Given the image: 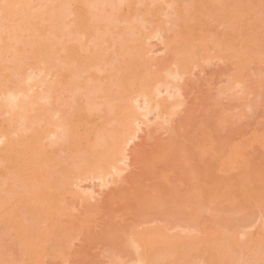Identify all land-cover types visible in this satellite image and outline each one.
Listing matches in <instances>:
<instances>
[{"label": "bare ground", "instance_id": "1", "mask_svg": "<svg viewBox=\"0 0 264 264\" xmlns=\"http://www.w3.org/2000/svg\"><path fill=\"white\" fill-rule=\"evenodd\" d=\"M43 1H46V0H41V2H40V0L38 1L40 5L38 4V2H34L35 7H34V5H32L31 6L32 8H30V5L32 4V0H0V19H2L1 20L2 22L0 21V75H1V77H0L1 81L0 82L2 83V81H4V84H2V87L0 86V120L2 118V121H0V226H1L0 228L1 229H4V230H7L6 231L7 233H3L2 234V235H7V238L9 237L8 235L11 232L12 233H15L19 237V240L17 238L18 243H17V241H16L15 238H13V240L15 239V242L16 243H14V244H17L18 245V246L15 245V247H17L16 249L21 248V250L18 249L20 251V254H22V252H23L26 255V258L24 256V254L22 255L24 257V259H26V260H24V259L23 260L27 262V263L25 262L24 264H36V263L38 264V262H39L38 260L40 258L39 256L43 255L42 254L43 252H41V254H39V251H43V248L40 247V250H34V249H36L35 246H34V243L36 241L38 242V239L40 241L39 242L40 244L43 243V242L45 243L44 240L41 241L42 238H43V234H45V231H43L44 230V228H43L44 225L42 223L44 221H52V223L48 224V227L47 228L49 229L50 228V225L53 224V217L55 215H59L60 213H62V215H64L63 210H62V207H64V205H65L64 203L65 202L63 203L64 205L61 202V205H60L61 207L58 204H59V202L61 200L64 201L63 199H65L64 197L66 195L70 194L68 197L71 198V196L73 197V195H71V194H75V191H77V190H79L77 192V195H79V196L80 195H83L82 194V190L83 189L80 191L81 188L80 189L78 188L81 185L82 182H84V181L86 182L87 180L94 181L95 179L96 180H100L98 182H105V181H107L106 179L111 178V176H112V178L115 179V177H116L115 174L121 173L123 171L122 170L123 169L122 166L126 165L127 164L126 162L129 159L128 158V155L129 154H127L128 153V149L130 148L129 146L133 143V141L136 140V136H137L138 132L140 133L141 130L138 131L137 129L138 128H141L140 125H142V124H140V123H142V119L143 118L150 116V114L153 113V112L154 113L155 112L157 113V115L155 116L156 117V120L158 119V116L160 118H162L163 120H164L165 117H166L165 120H167V118H169V116H171L173 118V116H174L173 113L174 114L176 113V112H174L175 111V108H173V107H176V109H177V106H174V105H177L176 102H180L178 100L179 98L177 99V101H174L173 102V100L177 97V95L181 94V93H178V92H181L182 91L181 88L183 87L182 85H181V88L178 87L179 84H178V86H176L177 83H178L176 81L177 80L178 81H181L179 79H181L182 77H184V75L186 74L185 73V70L187 71L186 68H187V66L189 64L192 63L191 65L193 66V64L196 65V63H198V66H199V63L202 62L203 65H205L204 62L202 61V58H204L203 60L205 61L206 64H207V62L208 63L210 62L209 56L211 58V55H208L209 53H207V52H210V50H211L210 48L211 47L208 48V51L206 50L207 52L205 51L204 48H203L204 49L203 51L201 50V48H202L203 45L206 47L209 44L208 42H207L208 44L205 42L207 40H206V37L204 36V33H205L204 31H206L204 29L206 27L204 25V23L206 21L208 22V20L204 21V19H211L212 20V17L215 18V17L218 16L217 19L220 22L221 18H220L219 15L222 14L221 16H223L222 18H224L223 19L224 21H221L219 23V25H221L222 23L224 24V26L226 25L227 27L225 26V28H226L227 31L229 29L228 27H231L230 29L233 28L232 29L233 31L227 32L226 34H224L225 32H223L222 34H224L225 36L224 35H222V36H219L218 35V37H223V38H221V39H223L221 41L223 43V44L221 43V45H223V47L220 44L219 45H220L221 48L219 47L218 41H216L217 44H215L216 45L215 49L217 50L219 48L217 50L218 52H222L223 51L222 49L224 48L225 55L222 56L224 53L223 54L222 53L220 54L223 59L226 58L225 56L228 53H229V55L231 54L230 56L232 58V55L234 54L232 52H234L237 49L238 50L241 49V47L243 45H244L243 47H245L246 42L247 43L249 42V44H251V47L253 49V51H251V52L248 49V51L252 54V57L251 58L253 60H254V56L255 55L257 56V53H258V55H259V53L262 54V56L264 57L263 52H262V49H261L262 48L261 47L262 44L261 45L258 44V42L261 39L260 37H263L264 36V35H262V33H264V32H262V33L260 32V34H261L260 37L259 36H256V35H258L257 34L258 31L255 32L256 30H254V33H253V30L252 31L249 30L253 34H251L250 32H247L248 31V28H251L252 27L251 23H252V21L254 19L257 20L258 22H259V20L261 22V19H262L261 16H263V19H264V15L262 13H260L263 9L261 10V8H260L258 10V8L260 7L258 5V2H257V5L259 7H257L256 10H258L257 13L259 12V14L260 15L262 14V15L260 16L258 14L257 17L259 16V17H261V19L258 20L257 17L256 18L254 17V19L251 20V18H250V20H248V21L251 22L249 24L251 26L250 27L247 26L248 27L247 30L244 28V30L247 33H244L245 31L242 30V29H240L242 31V32H240L239 27L241 28V26L238 25L239 26L238 27L236 25L238 27V28H236V30L237 29L239 30V31L237 30V34L236 35H238V36H236L235 35L236 30H234V28H235L234 26L235 25L232 27V26H230L231 24H229V26H228V22H229V19L228 18L229 17L232 18L231 15H233L234 17L235 16L236 17H239V16H237V14L239 13V11H238V8L239 7H238L237 4H236L237 5V7H236L237 9L235 10L237 13H235V11L233 12L236 15L231 14L229 17H227L228 15L227 16L225 15L226 12H227V9H228V12H227L228 14L229 13H232L230 11V9H232L231 8L232 6H233V8L235 6V5H233L234 3L231 4L232 2L230 4L228 2L229 5H232L230 7L229 5L227 6L225 4L226 2L224 1L225 2L224 3L225 7H221V8H223V11L225 12V14H224V13H222L223 11L220 10L221 8L218 7L220 4L219 5H216V2H215V6L213 5L214 3H212V2L217 1V0H201V4L199 3L200 6H194L193 5L194 6L193 7L191 5L193 8L197 7L196 9H192V7L189 6L191 4L190 3L191 1H193L192 3L195 4L196 3V0H195V2H194V0H167V1H170V3L171 2H174V3H171L173 6H174V4H177L178 2H182V3H179L178 6H176V8H174L175 11H173V14L172 15L176 14V16H175V20L176 21L175 22H177V23L175 24V22H174V24L177 25L178 29L175 28L176 26L173 25V23L171 24V27L173 29V32L176 31V33L175 34L172 33L174 36L171 37L172 35H170V37H171L170 38L169 36L168 37L165 36L166 34L163 35V37H162L161 33L164 34L162 31H160L161 33H159V30H158V33H157L155 31L156 26H155V28L153 27V29H151L153 31H150L153 34L147 32V33H149V34H146L147 36L144 35L141 32V30H139L140 28H142L144 30V27H145V29L148 27L146 25V22L148 20L146 22L145 21L143 22L147 26L146 27V26H144V24L142 23V21L139 20L140 21V23H139V21H138L137 18H140V17H138V14H136V13L133 14V11H138V10H133V6H134V4L138 0L135 3H133L135 0H47L45 3ZM162 1L165 2L166 0H162ZM162 1H160V2H162ZM167 1H166V3H168ZM245 1L243 3L241 2L242 5L244 4V6L246 4ZM261 1L262 0H260L259 3H262L261 4V6H262L264 3L261 2ZM142 2L147 3V2H145V0H143ZM155 2H157V1L156 0L152 1L153 7H154ZM164 2H162V3H164ZM198 2H200V1L197 0V3ZM252 2H253V0H252ZM35 3L37 5H39V7ZM137 3L141 4V0L138 1ZM149 3H150V0H149L148 4ZM152 3H150V4L152 5ZM218 3H220V2L217 1V4ZM241 3H238L239 6H240ZM148 4H147V6H149ZM171 4H168V5H171ZM187 4H188L189 7H187ZM144 5L145 4H143L141 7H143ZM161 5L163 6V4H161ZM179 5H181V6H179ZM221 5H222V3H221ZM165 6H167V5H165ZM226 6H227V8H226ZM252 6H255V5H252ZM252 6H251L250 9H249L248 6H246V7H248V9L246 8V10L248 12H251V9H253ZM24 7H26V8L29 7L30 9L28 8L27 10H30L31 11L30 13H32V14L26 12L25 11L26 8H24ZM139 7H140V5H139ZM153 7H151V8H153ZM210 7H212L213 9L210 10ZM21 8H23V10L25 9L24 10L25 14H24V12L22 13V9ZM151 8H149V9L151 10V12H153V9L154 8L153 9H151ZM186 8H187V10H186ZM188 8H190L192 10H189ZM225 8H226V11H225ZM241 8L242 7H240V9ZM134 9H136V8H134ZM144 9H148V7H145ZM19 10H21V11H19ZM34 10H37V11L36 12H32ZM142 10H143V8H142ZM159 10L162 11L161 9H159ZM159 10L153 12V16L150 13L151 16H149L147 18H150L151 20H153L154 18L152 19V17H155L154 14L157 13V12H159ZM212 10L213 11L216 10V11L213 13ZM219 10H220L221 13H216V12H219ZM246 10L244 9V11H246ZM253 10H252V12H254ZM140 11H141V9L138 11L139 15H142L143 14L141 12H144L146 14V15L143 14V17H141V20L145 16H148L147 13L145 12L146 10H143L141 12ZM194 11H195V14L196 15L194 14ZM240 11L242 12V14H240V16H241V15L244 14V11H242V9ZM19 12L22 15L19 14ZM130 12L132 13V15H134L132 17V19H135V21H136L135 23H134L133 20H131V18H130V21L131 22L129 20L126 21V19L129 18V17L126 18L125 16L126 15L130 16L131 15V14L129 15ZM163 13H162L161 16H163ZM254 13H256V12H254ZM263 13H264V10H263ZM23 14H24V16H23ZM148 14H149V12H148ZM165 14H167V13L165 12ZM209 14H210V18H205ZM217 14H219V15H217ZM248 14L251 15L250 13H248ZM248 14H247V12H245V15H248ZM91 15H93L94 17L93 16L91 17ZM169 15H171V14H169ZM255 15L256 14H254V16ZM243 16H241V17H243ZM101 17H102V19H101ZM164 17L165 16H163L162 18L164 19ZM176 17H177V19H176ZM183 17H185V18H183ZM188 17H189V19H188ZM234 17H233V20L235 21L236 19ZM241 17H239V18H241ZM15 18H17L18 20L20 19L21 21L19 20L20 22L19 21L16 22L17 19H15ZM70 18H72V19H70ZM89 18H91V20ZM160 18L161 17H159V19ZM201 18H204L203 19V22H204L203 24H202V21H201L202 19ZM225 18L228 19V22H227V19H225ZM252 18H253V16H252ZM88 19L90 21H88ZM143 20H146V17ZM160 20L163 21L162 19H160ZM189 20H190V22H192L191 24H193V25L188 24V23H190ZM213 20L216 21V18L213 19ZM233 20H232V25L235 24V23L236 24L237 23H241V22H238L240 19L236 20L235 23H233ZM4 21L7 22V23H5L3 25V22ZM65 21H66V23H64ZM92 21H94L95 23H93ZM96 21H99L100 23H98V22L96 23ZM119 21L120 22L122 21L121 24H119L120 23ZM217 21H216V23H217ZM125 22L126 23L128 22V24L129 23L130 24L132 23V25L131 26H130V24L127 25ZM153 22L154 23L151 22V26H152V24H154V25L155 24H158L157 21L155 23V21L153 20ZM225 22H227V23L225 24ZM123 23H124V25L126 24L125 25V28L127 29L126 30L127 31L126 33H124L125 32V28H124ZM133 23L134 24L137 23L139 25L138 26H135ZM195 23H196V25H195ZM209 24H211V22ZM66 25H68V26H66ZM120 25H123L124 30L121 28ZM140 25H141V27H140ZM217 25H218V23H217ZM118 26L124 32H120V31L119 32H116V30L117 31L118 30H121V29H118ZM127 26H129L130 28H128ZM209 26H211V25H209ZM260 26L261 27H264L263 24H260ZM202 28H203V30H202ZM215 29H216V27H215ZM252 29H254V28H252ZM149 30L150 29L148 28V31ZM161 30H164V29H161ZM262 30H264V29L262 28ZM146 31H147V29H146ZM146 31H145V33H146ZM167 31H168V29H167ZM167 31H165V32H167ZM215 32H216V30H215ZM219 32H220V30H219ZM238 32H240L242 34H240ZM243 33H244V37L242 38ZM255 33H256V35H255ZM231 34H233V35H231ZM207 35L208 34L206 33V36ZM234 35H235V37H237V39H238V37H241L242 38V39H240V42H239L241 45L240 44H239L240 46L238 45L240 48L239 47H236L237 49H235V47H233L234 44H232V43L234 41H236V40H233V39H235ZM232 36H233V39H232ZM254 36H256V37H254ZM149 37H151L150 38L151 40H155L156 38L159 39V40H157L158 41L157 43L158 44H161L162 46L165 47V49H164L165 52L172 51V53H174V55H175V52L176 53L179 52L177 54H179V56H180L181 59L183 58V61H185V59L187 61L189 58H191L190 60L187 61V66H186V63L185 62H182V60L179 63V57H175L176 59H174L175 60L174 61L173 60L174 57L172 58L171 55H170V57L173 60V62H171L172 60L166 61V59H165L164 62H163V60H161L163 63H160L161 61H159V63H160V65L165 64L164 66H167V64H169V63L170 64L177 63L175 66H173L174 68H172V65H168L167 66V68L170 66L171 67L170 70L173 69L174 71L172 72V70H171V72L168 71V72L165 73L164 71H167V69L164 68V66H162L163 69H164V71L162 70L163 71L162 72L161 70H159L161 67H159V69H158V66H159L158 65L157 66V69L159 70V75H158V73L155 72L156 69L154 68L156 64L154 65V67H153V65H151V64H154L155 57L153 59L151 57H148L147 58L146 57L147 55L145 56L146 53L148 54V51L151 50L150 51L151 53L153 51L152 50V45L150 44V42H152V41H150V42L148 41V38ZM215 37H217V36L215 35ZM79 38H83V39L81 40ZM145 38L147 39V41H146ZM208 38H211V37H208ZM253 38H254V40H253ZM84 39L85 40L87 39V42L83 41ZM144 39H145L147 45H148V42L150 44L149 45L150 47H148L147 49L151 48L150 50H148L146 52H144L146 50L145 47H147L146 44L143 43ZM212 39H210V40H212ZM243 39H245V40H243ZM220 40H219V42H220ZM241 40H242V42H241ZM252 40L255 41V43H253ZM262 40H263V38H262ZM262 40L260 42H262ZM74 41L75 42L77 41V42L75 43ZM203 41L205 42V44L203 43ZM231 41H232V43H231ZM237 41H239V40H237ZM105 43H109V46L110 47L107 46V47H109V49H111L112 48V44H114L115 46L113 45V47H114L115 52H113V49H111L112 50L111 51V50H109L107 48V50H108V53H107V50L105 51V48L106 47H105V45H103L104 47H101V48H103L102 51H104L106 54H104L101 51L102 54H103V56L101 57L102 54L100 53V50H101L100 49V46L102 44H105ZM153 43H155V42H153ZM214 43H215V41H214ZM229 43H231V44H229ZM235 43H236V46H237V42H235ZM262 43H264V40H263ZM249 44L247 45L248 48H249ZM187 45L190 46V47H188ZM256 45L257 46L259 45L257 49L259 50V48H260L261 52H260V50L257 51V49H255ZM181 47L182 48L187 47V51H189V53L186 54V57H184L186 49L184 48L182 50V49H180ZM189 48H190V50H189ZM174 49H176L177 51L174 50ZM244 49L246 50V48H243V49H241V51H236V54L233 55L234 58H237L239 55H241L243 53H245L244 55L247 56L248 51L246 52ZM166 50H168V51H166ZM193 50H195V51H193ZM254 50H256V51H254ZM109 51L111 52V54L109 53ZM192 51L194 52V55L195 56L197 54L199 55L198 52L201 51L200 52L201 55H199V57L197 55L196 58H195V56L193 54H192V56H189L188 54L193 53ZM217 51H216V54L218 55V52ZM242 51H244V52H242ZM61 52H62V54H61ZM80 52H84L83 53L84 55H86V52H87L88 55L83 57V56L80 55ZM112 52L116 55V58H118L114 62H112V63L115 64V62L117 61L116 62L117 65L115 64L116 65L115 68H114L115 65H112V63H111V61H113V57H112L113 54H112ZM212 52H211V54H212ZM238 52H242V53L241 54L240 53L237 54ZM141 53H142V55H141ZM205 53H207L208 56H205L204 57ZM108 54L110 56L109 57H106V56H108ZM152 54H156V53H152ZM220 55H219V58H221ZM235 56H237V57H235ZM262 56H258V57L261 58ZM140 57H142V58H140ZM244 57H243V60L241 59L242 58V55H241V57H238L241 60H239L237 58L239 60L238 61L239 62L238 63L239 65H236V66H238L237 68H239V69L235 68L238 71H240L242 69V71H240L242 73H243V69L245 71V68H243L244 67L243 65H245L246 61L249 59L248 57H250V56H247L248 59L245 57L247 60ZM102 58H103V60H104V62L106 64L108 63L106 61H109L111 63V64L108 63L109 65L108 64L106 65V67H108V69H112L113 68V69L117 70L115 72V75H116L117 72L119 73V71L121 73H119V74L117 73L118 76L120 74H122V75L119 78L116 75V78L117 79L116 78H112L113 75H114V74L112 75L113 70L112 71L111 70H108V71L106 70L107 68L105 67L103 61H101ZM106 58L111 59V60H105ZM138 58L140 59V64H143V63H141V61L142 62L143 61L146 62L147 60H145V59H148V63H149V61H151L150 62L151 64L149 63L150 64L149 67L152 66L153 69H155L154 70L155 73L153 71L151 73H154L155 75H158L159 78H161V83H159L160 80L157 77H154L153 78V76H152L153 74L151 75L149 73L150 72L149 70L151 68L148 70V72H146L147 67H148L146 65L148 63H145L144 64L146 67H144L142 65V68L144 70V73L147 74V76H148V74L151 75L150 78L146 79L147 76H145L143 78V76L140 75V73H139L140 66L137 63V59ZM167 58H169L168 55H167ZM199 58L201 59V61H200ZM151 59H153V60H151ZM156 59H159V57L156 58ZM192 59H194V60H192ZM206 59H208V60H206ZM212 60H214L213 57H212ZM253 60H252V62H253ZM258 60L260 61L259 58L257 59V61ZM100 61L103 64V67L99 66L100 65ZM190 61H191V63H190ZM193 61H195L196 63H194ZM155 62H157V61H155ZM165 62H167V64ZM261 62H262V60H261ZM247 63H249V62L247 61ZM97 65L101 69H103L105 67L106 69L105 70L103 69V73L105 71H107L108 73L111 72L112 77H111L110 74L108 76H104V77H98V76L91 75V76H88L89 78L87 79V76H86V81L88 82L90 80V83L91 84L90 83L85 84V82H84L81 85L80 81L82 82L84 80L83 75L85 76L87 73L89 74L90 73L89 71H91V68H92L91 73L94 72L93 71L94 70L93 68H95V71L96 70L97 71L101 70L100 68L97 69V67H95ZM195 65L193 67H195ZM241 65H242V68H241ZM192 66H191L190 69L193 70ZM87 67L89 68V70H88ZM188 67H190V65ZM199 68H201V67H199ZM20 69L21 70L23 69V72H25L24 73L25 74L24 75L25 77L24 76L22 77V75L20 74ZM26 70H28V72ZM85 70H88V71H86V74H84L85 73ZM97 71L94 72L93 74H95V73H96L95 75H101L102 74L100 71H99V74H97L98 73ZM190 71L187 72L188 73L187 76L188 75H191L190 74L191 73ZM238 71H236V72H238ZM26 72H27V76H26ZM240 72L237 73L238 76H239V73ZM249 72L251 73V71H249ZM163 73H165V74H163ZM104 74H102V75H104ZM166 74L168 76H164ZM38 75H40V76H38ZM43 75H44V78H42ZM105 75H107V74H105ZM253 75H254V73L252 74V76ZM36 76H38V78L40 77V79L36 78ZM163 76L165 77V80L167 79L166 81H168V82H165V80L163 79ZM238 76H235V77L238 78ZM151 77L153 78V80H152ZM185 77H186V75H185ZM235 77H234V79H235ZM11 78H14V79H11ZM80 78H81V80H79ZM168 78L170 79V82H169V79ZM255 78H253V80H255ZM91 79H93V80H91ZM108 79H110V81L112 80V82L108 81ZM157 79L159 81H158V83H155V85H154L153 84L154 83L153 81L157 82L156 81ZM10 80H13V81L10 82ZM116 80H117V82H116ZM227 80H229V79L227 78ZM227 80H226V82H227ZM236 80L237 81L238 80L240 81V79H236ZM236 80H235V83L234 84H236V87H237L238 82ZM242 80L243 79H241L240 82H243ZM259 80H260V78H259ZM92 81H93V84H92ZM230 81L232 82V80H230ZM230 81L227 82V85H228V88L229 89L227 88L226 85H223V86L226 87L228 90L233 91L234 90L233 89L234 88L233 87L234 85L231 83L233 85V86H231L230 85ZM10 83H11V85H10ZM94 83H96L97 85H95ZM5 84H7L8 86L10 85L9 86L10 88L7 87V85H5ZM150 84L153 85V87H151V89H148V88H150L149 87ZM89 85H92V86L89 87ZM156 85H157V87H156ZM240 85H242L241 86L242 87L241 89H243L244 88V82L242 84H240ZM43 87L47 88L48 92H50V93L47 92V96H45L43 93H41L42 92V89H44ZM177 87H178V89H177ZM231 87H232L233 90L230 89ZM239 87L240 86L238 85L237 88H239ZM39 89L41 90L40 92H38ZM179 89H181V91H179ZM227 89L223 88L222 91L218 89L220 91L218 93L221 94V92H223V90H224V94H226L227 91H228ZM261 89H262V87H261ZM80 90L81 91H85V92H81ZM225 90H227V91H225ZM239 90H240V88H239ZM65 91H66V93L70 94V97L67 96L64 99L66 101L70 100L72 102V103L70 102L71 105H69V110H65V109H68L67 108L68 106L65 109H63L64 107H62V106H65L63 104L62 105L61 104L59 105L60 108L59 107L58 108L54 107L55 104H56V101L58 102L59 98H61V96H59V95H61V92L62 93H65ZM231 91H229V92L231 93ZM80 92H81V94H80ZM242 92L243 91H241V93ZM82 93H84V99H85V100L83 99L84 102H82L83 100L81 101V99H80L82 97ZM235 93H236V91H235ZM56 94H58V96H57V97H59L58 100L56 98ZM77 94H78V96L80 98L77 96ZM163 94L165 95V97H163L161 99H164V101H162L160 99L161 96H164ZM247 94H248V92H247ZM216 95L218 96L217 93H216ZM237 95L238 94L236 93V96ZM179 96H181V95H179ZM224 96L226 98V95H224ZM243 96H242V98H243ZM259 96H260V94H259ZM227 97L229 98L230 96L227 95ZM261 97H262V95H261ZM55 98H56V100H55ZM69 98H71V99H69ZM64 99H62V101ZM237 99H240V98H238V96H237ZM255 99H256V97H255ZM180 100L182 101V99H180ZM169 101H170V103H169ZM166 103H168V104H166ZM139 104H140V106H142L144 104L143 107L145 108V110H144V108L141 109L142 107L140 108ZM61 107H62V109H61ZM136 108H138V110L140 108L141 111L140 110L137 111ZM143 110H144V112H142ZM177 110H179V109H177ZM251 111H252V109H251ZM139 112H142V113H139ZM222 112H223V110H222ZM222 112L220 111V113H222ZM171 117L169 119H171ZM146 119H148V118H146ZM187 120L188 119H186V121ZM147 122H148V120H147ZM169 122H170V120H169ZM183 122H184V120H183ZM183 122H182V124H183ZM146 123H144V124H146ZM158 123H161V121H159ZM187 123H189V122L187 121L185 124H187ZM158 125H160V124H158ZM165 125L166 124H164V127H165ZM218 125H219V123H218ZM107 126H111V127L105 128ZM220 127H221V125H220ZM181 128H182V125H181ZM214 131H215V128L213 130V133H214ZM213 133H212V136L215 137V135H213ZM176 134H177V132H176ZM215 134H217V133H215ZM218 139H219V137H218ZM220 140H222V139H220ZM224 141H225V139H224ZM226 142H227V140H226ZM221 143H222V141H221ZM219 145H221V147H222V144H219ZM219 145H217L218 148L220 147ZM172 148H174V147H172ZM54 149L57 150L58 154H57V152L54 151ZM241 149L242 148H240V150ZM183 150H184V148L181 150V152ZM185 151H187V150H185ZM185 151H183V153H182L183 155H185L184 154ZM227 151H228V149H227ZM204 152H205V150H204ZM241 152H242V150H241ZM220 154H221V152H220ZM238 154H240V153H238ZM262 157H264V155ZM184 158L186 159V156ZM210 159H213V158H210ZM253 161H256V160H253ZM253 161H252V163H253ZM178 162H180V161L178 160ZM221 163H219V164L221 165ZM216 164L214 163L212 165L215 166ZM219 164H218V167H217L218 169L220 168V165ZM224 164H227V163H224ZM248 164L249 163L247 161V165ZM225 166H227V165H225ZM255 166H257V167L254 169ZM255 166H253V164H252V167H253L252 170L254 172H251V173L252 174L256 173V176L257 175L258 176H260V175L263 176V174H260L259 173V170L260 169H263L264 164H263V167H261L259 170H258L259 166L258 165H255ZM208 167L209 166H207V168ZM212 167H211V169H212ZM250 168H251V166H250ZM219 170H222V172L224 170V172H226L229 169L228 168L227 169L222 168V169H219ZM248 170H249V168L246 169L244 172H246ZM252 170H250V171H252ZM124 171H125V168H124ZM189 171H190V169H189ZM194 171H192V173ZM214 172L216 173V171H214ZM248 173H250V172H248ZM210 174H211V171H210ZM210 174H207V176L210 175ZM212 174H213V170H212ZM213 176H214V174H213ZM248 176H249V174L248 175H245L246 179H251V181L253 179V181H254V178H253L254 176H251L250 175L251 178H247ZM205 177H206V175H205ZM215 177H218V179H219V175L218 174ZM238 177L239 176H237V178ZM112 178H111L110 181H112ZM211 178L213 179L212 176H211ZM258 178H256V179H258ZM263 178H264V176H263ZM206 179H208V177ZM218 179H216V180L219 181V182H222V181H220L221 178L219 180ZM243 180L244 179L241 180V184H242V181ZM92 181H90V182H92ZM110 181L109 182L107 181V183H105L107 185H105V184L104 185L105 186H108L109 184H111ZM210 181H212V180H210ZM210 181L208 183L210 185H207L208 187L211 186V182ZM235 181H237V179ZM235 181H234V184L235 185L232 184L231 185V188H234L233 185L234 186H237L238 185L237 188H235L237 190H240L241 186H244L246 184L244 181H243L244 185H241L240 183H238L239 181L237 182L238 183L237 184V183H235ZM257 181L259 182V180H257ZM113 182L115 183V181H112V183ZM225 182H227V180ZM246 182H248V181H246ZM249 182H250V180H249ZM262 182L264 183V181H262ZM214 184L215 185L217 184V186L219 185L218 182H216ZM222 184H223V182H222ZM76 185H78V186L75 188ZM227 185L229 186L230 184H227ZM255 185H257V182H256ZM262 185L263 184H261V186ZM217 186H214V187L215 188H218ZM239 186H240V188H239ZM246 186L247 185H245L243 187V190L244 191L245 190L247 191L248 189H250L251 187H253V186H249L250 188H248ZM261 186L260 187L257 186L258 189H252L254 191L257 190V191H255V193L257 192L256 194L253 193V195H252V193L248 192V193H250L252 195L251 197L254 196L255 199H256V197H258L257 199H259V202H258L259 205H258V203L256 204L258 206H262L263 205V202H264V200H263L264 193L262 194V193H259V191H258L259 189H261L262 192L264 191V189H263L264 186H263V188H261ZM208 187H207V192L204 190V193H203V191H202V193L204 195L203 198L208 193V190H210L212 188V187H210V189H208ZM214 187H213V189H214ZM226 187L227 186H225V188ZM245 187L248 188V189H246ZM72 188H74V189H72ZM219 189H222V187L221 188H218L217 190L219 191ZM226 189H228V188H226ZM232 190H234V189H232ZM232 190H231V193L233 192ZM237 190H236V193L238 192ZM243 190L241 191L242 193L244 192ZM215 191L211 195V198L214 195ZM218 191H216L217 196H218ZM229 191H230V188L228 189L227 193ZM83 192H84V190H83ZM241 192L239 191L237 194H239ZM224 193H225V190H224ZM231 193L228 194L230 196V199H232L231 198ZM242 193H241V195H242ZM175 194H177V193H175ZM209 194H208V196H209ZM200 195H201L200 198H202V194H200ZM225 195H226V193H225ZM233 195L234 194L232 193V197H233ZM241 195L239 194V196H241ZM246 195H248V194H246ZM148 196L150 197L151 195H148ZM148 196H146V198ZM214 196L216 197V195H214ZM75 197H76V195H75ZM167 197L169 198V196H167ZM193 197L195 198V196H193ZM218 197H220V196H218ZM235 197L233 198V200L235 199ZM248 197L249 196H247L245 199L242 197L245 200V202L244 201H242V202L236 201V204H238V206H236L237 209H241V210L242 209H245V210H242V211H244V212L247 211L248 212V213L246 212V217L247 218H243L245 215L242 214V218L243 219H247V220H244V223H245V221H247V223H248L249 222L248 221V218L250 217L249 216V214H250L249 212H250L251 208H247L249 206V204H248V206H246V202H249L248 199L250 198V197L249 198ZM81 198L82 197L80 196V199L78 200L80 203L81 202H84V200H82ZM140 198H142V197H140ZM151 198H153V197H151ZM181 198H182V196H181ZM194 198H193V200L195 201L196 199H194ZM203 198L200 200L201 202L204 199H206V198H204V199ZM154 199L157 200L158 198L157 199L154 198ZM162 199H164V198H162ZM182 199L179 202L178 201L175 202L176 203L175 204V207H176L177 204L179 206V207H176L177 210L174 209V208H169L170 210H172V211H169V214L172 213L171 215H173L174 214L173 212L176 211L178 213V215L176 214V216L178 217L180 215L181 218H182L181 220H184L185 219L184 220L185 222H189L188 220H190L191 223L192 222L194 223V224L193 223L192 224L189 223L190 225H194L193 226L194 227L193 228L194 230L193 231L190 230L192 233L190 231H188V229H189L188 227H187L188 229L185 227L184 232H183V233H185V232L188 231V234L185 233V236L189 235L190 233H191V235H190L191 237L193 235L192 238L191 237L189 238V240L192 241L193 246H191L192 245L191 243H187L189 241L187 237H189V236H187L185 238L187 240V241L185 240L186 243L183 242V239H181V236H180L181 233H178L179 236H180V238H179V236H176L175 235V238L178 237V239H174V236L172 235V233L171 234L168 233L171 230L170 229L167 230V229L164 228V226H162V228L159 229V230H161L160 232H159V230H158V232L157 231L155 232V233H159L160 234L164 230L163 233H161L160 236H158L159 234L157 235L159 237L158 240H156L157 237L154 234L155 235V238H153L154 239L153 240L154 242H153L152 241V237L154 235L152 234L151 237L149 236L145 241H143V242H145V244L147 242L149 244H150V242H153L154 243V245H153V243L150 244V245L147 244V248H148V245H149L150 248H152L151 245H153V247L156 246L154 248L157 249V247L159 245L160 246L162 245L161 248H160V246L158 247L160 249L159 250L157 249V252L154 251L155 250L154 248H152L151 249L152 252H156L155 255H152V253L149 252L150 250H147L146 245L145 244H144L145 246L143 245V247L146 248L145 249V248L142 247V245L140 243V241L143 239V236L142 235L145 236V234H148V232L145 233V234H143L144 232H141V234H140V232H138V229L136 230V228L133 227L134 229H132V231L134 232V230H135V231H137V233L135 232L136 235L132 234V237L136 236L138 238H141V240L139 239L140 240L139 241V240H137V238H135L136 241L133 239L134 242H132V240H131L132 238H130L131 237V234L129 236H127V237H129L128 239L131 240L132 245H131V243H127L128 245L127 244L125 245V243H124L125 240H123V246H127L126 252H125L127 255H132L133 254V252H132V251H134L133 244L135 245L136 252L139 253V257L137 255L138 253L135 254V259H136V257H138V259H136V262L134 261L135 259L133 258L132 262L129 261L130 264H136L137 262H139V264H144V263L147 262L148 258L150 259L149 260L150 261V264L153 263V262H154L153 264H181L180 263L181 260H182L183 264H190V263H187L186 262L188 260H187V258L186 259L184 258L185 257L184 254H188L189 253L187 255L189 257V256L193 255L194 252L199 255L198 256L196 254L198 256L197 258H199V259L202 258L201 260H202L203 264H232V263L235 264L237 262L236 260H238V258H236V259L234 257H233L234 259L231 258L232 257V253L235 252L233 250L235 248L232 247L233 248V249H231L232 252L230 251L229 248H231V246H234V244L232 243L233 245H231L230 242H235L236 243L238 238L240 239L242 237H245L246 234L249 235L251 232H249L248 230L251 229L252 227L251 228L249 227L248 229L246 227H244V229H243L241 227V226H243L242 225L243 224V220L242 219H239L242 222V224L241 223L239 224V222L238 223L235 222V219H234V222H235L234 223L233 222V219L231 217H230L231 219L230 218L228 219V217H227L228 216L227 214L230 215V213H226V217H227L226 218L227 219L226 221L229 220L230 221L229 223H232V225L234 223V225L237 227V232L238 231L241 232V233L237 234L236 231H234V230H233L234 232L231 231V233H230L231 235H233L232 233H235L236 234V235L234 234L235 236L233 235V237L235 238L234 241L233 240L230 241L231 238L230 239L227 238V240H226V237L225 236L227 235L228 229L230 231V228H232L234 225L231 226L229 224H226L225 222H223L224 221V220H222L223 218H221V219H219L220 217L218 218V216H221L223 213L222 214L220 213V215H218V213L217 214L216 213L214 214V217L217 215L216 221H215V219H213L212 221H209L208 220L209 218H208L207 219L208 221L207 220H204L206 222H203V221H200L199 222L198 220H201L202 217H199L198 214H197L198 216L197 215L196 216L193 215V213H196V212L200 211L203 208V205L200 204V202L198 201L199 198H198V200H196V202L198 201L197 202V205L194 204L196 207L194 205H191L193 203H190L191 206L189 205L190 207L194 206V209L195 210L193 208H190V209L189 208H186L188 206L185 204V206H186L185 207L182 204L184 202V201H182ZM207 199L209 200V197ZM212 199H214V198H212ZM230 199L225 200V201H227V203H226V205L223 206L224 208L229 205L228 203L231 202ZM74 200H75V198H74ZM80 200H82V201H80ZM221 200H222V198H221ZM261 200L263 202L260 204ZM181 201H182V203H181ZM138 202H139V200H138ZM155 202L157 203V201H155ZM186 202H187V200H186ZM206 202L208 203V201H206ZM222 202L218 203V205L219 206L220 205L222 206ZM67 203H68V201H67ZM149 203H151V201ZM156 203H153V204H155L153 207L156 206ZM169 203L170 202H168V205H166L167 207L170 206ZM171 203H173V202H171ZM166 204H167V202H166ZM236 204L233 203L232 205H236ZM141 205H142V203H141ZM182 205H183V207H182ZM200 205L202 206L201 208L199 207ZM147 206H149V205H147ZM147 206H146V208L149 209L150 207H147ZM216 206H217V204H216ZM72 207H73V205H72ZM140 207H142V206H140ZM161 207H162V205H161ZM180 207L182 208V211H181V208ZM223 207L220 210H218V207H217V212H224ZM232 207H234L233 209L235 210L236 207L235 206H232ZM67 208H66V210H67ZM157 208H158V205H157ZM159 208H158V210H159ZM166 208L164 210L165 211L164 212V218L165 219H163L164 222L166 221L165 215H169V214H165L167 212L166 211ZM73 209H75V208H73ZM154 209L156 210V208H154ZM154 209H151L149 211L152 212V210H153V212H154ZM192 209L195 212H192V214L190 215L189 213L191 211H193ZM246 209H248V210L250 209V210L248 211ZM225 210H226V208H225ZM149 211L148 212H147V210L144 211L143 212L144 213L143 215H142V212H141L140 215H142L143 220L141 219L142 217L140 215H138V216H140L138 221H140V219H141L144 222V218L146 219V217H148ZM186 211H189V212L186 213ZM232 211L233 210H230L231 213H233ZM237 211H235V212L240 213V215H241V211H239V210H237ZM263 211H264V209L263 210H259L260 213H262ZM72 212H74V211H72ZM145 212H147V213H145ZM162 212L160 213L161 216H162ZM211 212L214 213V211H212V210L210 211V213ZM235 212H234V216L239 217L238 215L235 214ZM57 213H59V214H57ZM145 214H147V215H145ZM254 214H256V215H254ZM254 214H253L254 216L252 215L253 216V220H254V218H256L259 215L256 212ZM150 215H152V213ZM261 215L264 216V214H261ZM185 216L188 217L189 219L188 218H185ZM252 216H251V220H252ZM177 217H175L174 215L171 216L172 220L176 218V220H174V221L178 222L177 221V219H178ZM198 217H199V219H198ZM212 217H213V215H211L210 218H212ZM160 218H162V217H159L158 219H160ZM233 218H235V217H233ZM169 219H170V217H169ZM169 219H167V220H169ZM186 219H187V221H186ZM205 219H206V217H205ZM217 219H219V221H217ZM60 220H62V219H60ZM172 220H171V222H172ZM251 220H250V222H251ZM256 220L258 221V223L261 220L262 221L261 224L263 226V223H264L263 220L264 219L260 218V215L258 216V218H256ZM184 221H181V222L182 223H185ZM55 222H54L53 225H55ZM159 222L161 223V221H159ZM164 222H163V224H164ZM176 222H174L176 224L174 227H178L180 221L178 223H176ZM250 222H249V224H250ZM253 222H255V221H253ZM38 223L41 224L43 230L41 228H39V230H41L43 233L42 232L40 233V231L38 232L37 228H35V226H37ZM45 223L46 222H44V224ZM58 223H59V221H58ZM167 223H165V224H167ZM172 223L170 225L173 226L174 223L173 224ZM221 223H222V225H221ZM236 223H237L238 226L236 225ZM56 224H57V222H56ZM67 224H69V223H67ZM189 224L187 226H189ZM62 225H64V226L62 227L61 224H60V226L58 228H60V227H62L61 229L66 228L65 227L66 226V222H63ZM144 225L145 224H142V227ZM219 225H221V227L224 226L225 230H227L226 232H224L225 234L222 233V231H218L219 229H217V228H218ZM225 225L228 226V227L229 226H231V227L228 228ZM252 225H253V223H252ZM260 225H259V228L261 227ZM69 226H70V224H69ZM74 226H76V224H74ZM140 226H141V224H140ZM182 226H183V224L180 227H182ZM235 226L233 228H236ZM239 226L241 227V229L238 228ZM246 226L248 227L249 225L246 224ZM253 226H255V224ZM142 227H141V229H142ZM174 227H172V232H173V228ZM195 227H196V230H195ZM58 228H55V229L58 230ZM156 228H157V226H156ZM168 228H170L169 225H168ZM259 228H258V231H256L257 234L255 233L256 234L255 236L251 234L254 237H250V238L252 239L251 242H253V240H254L253 243L254 244H258V241H257L258 238H257V236H259V235L261 237L263 236V238L261 239L262 240L261 246H263L261 248L263 250L264 249V243H263V241H264V234H262V233H264L263 232L264 231V227H262V229H263L262 232H259ZM1 229H0V232H1ZM55 229H54V231H53V229L51 231L55 233L56 232ZM144 229H142V230H144ZM45 230H47V229L45 228ZM73 230H74V228H72V231ZM122 230H124V229H122ZM130 230H131V228H130ZM153 230H154V228H153ZM175 230H177V229H174V231ZM181 230L182 229H179L178 232H181ZM221 230H223V228ZM225 230H223V231H225ZM51 231H49L50 233L49 232L48 233H49V235H52V237H53V233H51ZM72 231H70V233H73ZM144 231H146V230H144ZM244 231H246V232H244ZM61 232H59V233H61ZM165 232H166V234H165ZM68 234H69V232H68ZM114 234H115V232H114ZM173 234H174V232H173ZM2 235H0V237ZM49 235H47V236L45 235V237H48ZM73 235L74 234H69V236H65V237H67V239L65 237H63L64 235L63 236H60V238H62L61 240L63 242H65V241H67L69 239L71 240V238L68 239V237H73ZM111 235H110V237H111ZM122 235H121V237L123 238ZM168 235H171V237L168 236ZM139 236H142V237H139ZM3 237H2V239H3ZM32 237H33V240L35 239L34 237H38V238L35 239L34 242H32L33 241L31 239ZM75 237H78V236H75ZM114 237L116 238L117 236L114 235ZM124 237H125V235H124ZM127 237H125V238H127ZM111 238H113V237H111ZM115 238L113 240L115 241V244H116ZM64 239H66V240H64ZM128 239L126 240L127 242H129ZM148 239H151V241L148 240ZM179 239H181V240H179ZM30 240H32V241H30ZM120 240H122V239H120ZM241 240L242 239H240V241ZM246 240H247V242H244L245 245H246L245 247H248V245L250 244V242L248 240V236H247V238H245V241ZM255 240L257 241V243L255 242ZM111 241H112V239H111ZM191 241H189V242H191ZM224 242L225 243L228 242L229 244L227 243V246H229V247H226V244ZM57 243H58V241H57ZM70 243L71 242L67 243V246H66L67 249L70 247V245H69ZM109 243H111V242H108V244ZM182 243H184L185 245H183ZM202 243H203L204 246H207V245L208 246L206 248L205 247L202 248V245H200ZM253 243L250 244L252 249L255 246H257V245H253ZM0 244H2V243L0 242ZM35 244H37V243H35ZM58 244L56 246H58ZM117 244H118V242H117ZM129 244L131 245L130 247H132L133 250L131 248H128L129 247ZM241 244H242V242H241ZM12 245H13V243H12ZM37 245H36V247L41 246V245H38V246ZM250 245H249V247H250ZM123 246H122V248H124ZM185 246H186V248H187V246H190L189 247V251L191 249H194V251L191 250L190 251L191 254L188 251H187V253H184L188 249L187 248L185 250ZM252 246H254V247H252ZM64 247L63 246L60 247L61 250L60 249H57L56 252H54V248H52V247L51 248L53 249V252L54 253H57L58 251L59 252L63 251L62 248L65 249ZM118 247H120V245H118ZM192 247H194V248H192ZM225 247H226V249H225ZM239 247H240V249L242 248V246H239ZM4 248L7 249V246L5 245ZM256 248L257 247H255V249H254L255 251L252 250L253 253H252V255L250 257H251V259H254V260H262L264 254H263V256H261V255L264 252V250L262 251L260 249L262 253L260 255L261 257H259V254H260L259 252L260 251L259 252L257 251V253H256ZM2 249L3 248H1L0 250H2ZM6 249H4V251H2V254L3 255H5L4 252H5ZM14 249H12V250H14ZM108 249H109V247H108ZM127 249H129V253L130 252H132V253H130V254L127 253V251H128ZM140 249L145 250L146 253H144L143 250H141L143 252H140ZM180 249L182 251H184L183 252L184 253L183 254L184 257L182 256V252H180L181 251ZM236 249H237V247H236ZM110 250H111V247H110ZM118 250H120V248ZM118 250H117V253H118ZM225 250L230 251L231 252V255H230V253H229L230 256L227 255L228 253ZM115 251L116 250L113 249L112 250V253L115 252ZM124 251H122L121 254H125V253H123ZM224 251L226 252L225 254H224ZM246 251H247V249H246ZM59 252H58V254H59ZM109 252L107 254H110ZM147 252H149L148 254L151 253L152 258L147 255ZM5 253L8 254L9 251H6ZM112 253L110 255H113L114 254V253L113 254ZM117 253H115V256L118 255ZM0 254H1V252H0ZM11 254L8 255V257H11ZM121 254H120V256H121ZM126 254H125V256H126ZM236 254H237V252H236ZM247 254H248V252H247ZM257 254H258V257H257ZM54 255H53V257H54ZM110 255H108L109 257H107V256L106 257L107 258L112 257L111 259H113V256H110ZM225 255H227V257H228L227 259H226V256ZM253 255H254V257L255 256L256 257L253 258ZM6 256L7 255H5V257L3 256L2 258L0 257L1 258L0 264H4V261L5 260L7 261L9 259L8 257L6 259ZM132 256L131 257L129 256L130 260H131ZM237 256H239V255H237ZM116 257H114V258H116ZM123 257H124V255L121 256V258H123ZM205 257H206V259H205ZM235 257H236V255H235ZM4 258H5V260L2 261V259H4ZM14 258L16 259V257H14ZM41 258H43V257H41ZM55 258H57V257H55ZM103 258H104V256H103ZM117 258H116V262H114L115 261L114 259H113V262H112V260H110V262L112 264L113 263L114 264H117L118 262H121L122 259L120 258L121 259L120 260V259H117ZM189 258H192L191 260H194V259L196 260V257H194V258L193 257H189ZM256 258H258V259H256ZM20 259L21 260H19V261H21V262H18L16 260V262L18 264L22 263V261H23L22 258H20ZM60 259H62V258H60ZM228 259L230 260L231 263L228 262L229 261ZM231 259H232V261H231ZM246 259H248L249 261L246 260ZM118 260H120V261H118ZM151 260H154V261L152 262ZM191 260H189V262ZM244 260H245L244 261V264L246 263V261L249 262V263L247 262V264H250L251 262L254 261V260L253 261L252 260L250 261L249 256H247V258L245 257ZM12 261L13 260H11L9 262L12 263ZM14 262L15 261H13V264H17V263H14ZM200 262L201 261L198 260V262L196 264H200ZM258 262L259 261H257V263ZM10 263L7 262L5 264H10ZM42 263H43V261H42ZM193 263H195V262H193ZM119 264H122V263H119ZM126 264H128V263L126 262ZM242 264H243V262H242ZM258 264H260V263H258Z\"/></svg>", "mask_w": 264, "mask_h": 264}, {"label": "rangeland", "instance_id": "2", "mask_svg": "<svg viewBox=\"0 0 264 264\" xmlns=\"http://www.w3.org/2000/svg\"><path fill=\"white\" fill-rule=\"evenodd\" d=\"M39 0H32V4L30 5V8H32L31 6L32 5H34V2H38ZM47 1V0H46ZM46 1H43L44 3L46 2ZM137 0H135L133 3H135ZM138 1H140V0H138ZM137 1V2H138ZM143 0H141V4H139V3H135L134 4V6H133V10H140L141 9V11H143V10H146L145 12L147 13V15L148 16H145L146 17V20H143V19H145V17L144 18H142V20H141V17H143V14H145L144 12H141V13H143L142 15H139V13H138V11H133V14L134 13H136V14H138V17H140V18H137L138 19V21L140 20V21H142V23L145 21H147L146 22V25L148 26H146L145 25V23H143L144 24V26H146L147 28V31H146V29H145V27H144V30L142 29V28H140L139 30H141V32L144 34V35H146V34H149V33H152V32H150V31H153V30H151V29H153V27L155 28V26H156V28H155V31L158 33V30H159V33H161L160 31H162L164 34H162L161 33V35H162V37H163V35H165V36H169L170 37V35H172L171 37H173L174 35L172 34V33H176V31H174L173 32V29H172V27H171V24L173 23V25H175L177 22H175L176 20H175V16H176V14H174V15H172L173 14V11H175L174 10V8H176V6H178V4L179 3H182V2H178L177 4H174V6L171 4V3H174V2H171L170 3V1H167L168 3H166V1L164 2V1H162V0H160V1H162V2H164V3H162V2H160L159 0H156L157 2H155V4H154V7H153V3H152V1H154V0H150V3H152V5L149 3L148 4V2H149V0L147 1V0H145V2H147V3H144V2H142ZM198 1H200V2H198L197 3V0H196V5L194 4V3H192L193 1H191L189 4V6L190 7H192L193 5L194 6H200L199 5V3L201 4V0H198ZM217 1L218 2H220V3H218L217 4ZM217 1H214V2H212V3H214L213 5L215 6V2H216V5H219L218 7H225V5H224V3L228 6L231 2V4H233V5H235L234 6V8H233V6L232 5H229L232 9H230V11L232 12V13H227L228 12V9H227V12H226V14H225V12L223 11V8H221L220 10L221 11H223L222 13H224L227 17H229L231 14H234V15H236L235 13H237L235 10L237 9L236 7H237V5H238V11H239V15L237 14V16H239V17H241V16H243V17H241V18H239V17H234L233 15H231V17L232 18H228L229 19V22H228V19L227 18H225V19H227V22H228V26H229V24H231L230 26H234L235 28H234V30H236V28H238L239 26L238 25H240L241 26V28L239 27V30L240 29H242V30H244V28L247 30V28L248 27H250L251 25H252V27L251 28H248V31L247 32H250L251 33V31L253 30V33H254V30H256L255 32H257L258 31V35H256V33H255V35L256 36H259L260 37V32L262 33V32H264V30H262V28L264 29V27H261L260 26V24H263V26H264V19H263V16H261L262 14L264 15V13H263V10H264V4L261 6V4L262 3H259L260 2V0L258 1V0H253V2H252V0H217ZM225 1V2H224ZM245 1V6H244V4L242 5V3ZM256 3H255V2ZM40 2H41V0H40ZM49 2V1H48ZM194 2H195V0H194ZM228 2H229V4H228ZM237 2V3H236ZM242 2V3H241ZM257 2H258V5L260 6H258L257 5ZM261 2H263L264 3V0H262ZM145 4L143 7H141L143 4ZM159 5H158V4ZM221 3H222V5H221ZM238 3H241L240 4V6H239V4ZM255 3V4H254ZM36 4V3H35ZM38 4H39V2H38ZM42 4V3H41ZM140 5V7H139V5ZM147 4L149 5V6H147ZM161 4H163V6L161 5ZM168 4H171V5H168ZM237 4V5H236ZM255 5V6H252V5ZM37 5V4H36ZM40 5V4H39ZM39 5H37L38 7H39ZM43 5V4H42ZM165 5H167V6H165ZM192 5V6H191ZM242 5V6H241ZM250 5V6H249ZM138 6V7H137ZM172 6V7H171ZM179 6H181V5H179ZM186 6V5H185ZM188 6V4H187V7H189ZM193 6V7H194ZM209 6V5H208ZM227 6H226V8H227ZM246 6H248L249 7V9L251 8V6L253 7V9H251V12H248L247 10H246V8L248 9V7H246ZM34 7H35V5H34ZM145 7H148V9H144ZM151 7H153V8H151ZM192 7V9H196L197 7H195V8H193ZM217 7V6H216ZM240 7H242L241 9H242V11H244V9L246 10V11H244V14L243 15H241L240 16V14H242V12L240 11L241 9H240ZM255 7V8H254ZM257 7H259L258 8V10L261 8V12L260 13H262L261 15L259 14V12L257 13V11L258 10H256L257 9ZM24 8H26V7H24ZM29 8V7H28ZM28 8H26V12H28V13H30L31 11L30 10H27ZM29 8V9H30ZM37 8V7H36ZM35 8V9H36ZM134 8H136V9H134ZM142 8H143V10H142ZM149 8H151V9H153V12H155V11H157V10H159V9H161L162 11H160L159 10V12L161 13H159V12H157V13H155L154 15H155V17H152V19L155 21V23H156V21L158 22V24H152V26H151V22L152 23H154L153 22V20H151L150 18H147V17H149V16H151V14H152V16H153V12H151V10L149 9ZM173 10H172V9ZM182 8V7H181ZM215 8V7H214ZM226 8H225V11H226ZM22 9V13L24 12V10H23V8H21ZM38 9V8H37ZM165 9V10H164ZM168 9V10H167ZM189 10H192V9H190V8H188ZM211 9H213L212 7H210V10ZM33 10V9H32ZM172 10V11H171ZM186 10H187V8H186ZM220 10H219V12H216V13H221L220 12ZM233 10V11H232ZM252 10L254 11V12H256V13H254V12H252ZM19 11H21V10H19ZM37 10H34V11H32V12H36ZM213 11V10H212ZM216 10H214L213 11V13L215 12ZM218 11V10H217ZM235 11V13H233ZM132 12V11H131ZM129 13V15L131 14L132 15V13ZM148 12H149V14H148ZM165 12L167 13V14H165ZM241 12V13H240ZM245 12H247V14L248 13H250L251 15H245ZM140 13V14H141ZM151 13V14H150ZM162 13H163V16H165L164 17V19L162 18L163 16H161L162 15ZM192 13V12H191ZM212 13V12H211ZM210 13V14H211ZM19 14H21L20 12H19ZM24 14H25V12H24ZM24 14H23V16H24ZM30 14H32V13H30ZM165 14V15H164ZM169 14H171V15H169ZM194 14H195V11H194ZM210 14L207 16V17H205V18H210ZM254 14H256L255 16H254ZM260 15L261 17H262V19H261V17H257V15ZM22 15V14H21ZM123 15V14H122ZM130 15V16H131ZM146 15V14H145ZM196 15V14H195ZM212 15V14H211ZM217 15H219V14H217ZM216 15V16H217ZM222 14H220L219 16H220V18H221V20H220V22L221 21H224L223 19L224 18H222L223 16H221ZM93 15H91V17H92ZM124 16V15H123ZM130 16H128V15H126L125 17L127 18V17H129V18H127L126 19V21L127 20H129L130 21V18H131V20H133L134 21V23L136 22L135 21V19H132V17L134 16V15H132L131 17ZM192 16V15H191ZM252 16H253V18H252ZM94 17V16H93ZM97 17V16H96ZM136 17V16H135ZM134 17V18H135ZM159 17H161L160 19H162L163 21H161L160 19H159ZM173 17V18H172ZM187 17V16H186ZM203 17V16H202ZM233 17L236 19V20H238V19H240L238 22H241V23H235V21L233 20ZM254 17L256 18L257 17V19L259 20V19H261V22H260V20H259V22L257 21V20H255L254 19ZM18 18V17H17ZM17 18H15V19H17ZM98 18V17H97ZM167 18V19H166ZM183 18H185V17H183ZM192 18V17H191ZM190 18V19H191ZM216 18V21L218 20L217 18H218V16L217 17H215ZM214 17H212V20L211 19H204V18H201L202 20V24L204 23L203 22V19H204V21H206V20H208V22L206 21L205 23H204V25L207 27H205L204 29L206 30V31H204L203 33H204V36L206 37V40L207 41H205L207 44V48L203 45L202 46V48H201V50L203 51L204 49H205V51L207 50L208 51V48L209 47H211L210 49V52H207V53H209L208 55H211V58H210V56H209V59H210V64L207 62V64L205 63V61L203 60L204 58H202V61L204 62V64L205 65H203V63L201 62V63H199V66H198V63H196L195 61L197 60H195V61H193L194 63H196V65L195 64H193V66L195 65V67H193L191 64V61H190V63L191 64H189L190 65V67H188L187 66V61L188 60H190L191 58H189L187 61H186V59H185V61H183V58L181 59L180 58V56H179V54H177V53H179V52H175V55H174V53H172V51H168V50H166V51H168V52H165L164 51V49H165V47L164 46H162L161 44H158L157 42V40H159V39H155V40H151L150 38L151 37H149L148 38V41L150 42V41H152V42H150V44L152 45V53H156V54H152L150 51V49L151 48H149V49H147L148 47H150L149 45V42H148V45L146 44V41H147V39H146V41H145V39H144V41H143V43H145L146 44V46L147 47H145L146 48V50L144 51V52H146V51H148V50H150V51H148V54L150 55H148L147 53L145 54V56L148 58V57H151V58H153L154 59V57H155V61H157V62H155L154 61V64H151L150 62L151 61H149V63L151 64V65H153V67H154V65H155V69H153V67L151 66V67H149V63H148V59H145V60H147L146 62L145 61H141V63H143V64H140V59L138 58L137 59V63H138V65L140 66V71H139V73H140V75H142L143 76V78L145 77V76H147V74L146 73H144V70H143V68H142V65L144 66V67H146V66H148L147 67V70H146V72H148V70L150 71L149 73L153 76V78L154 77H157L158 79L156 80L157 82H155V81H153L154 83V85H155V83H158V81H159V83H161V78H159V70H163L164 71V69H163V67L162 66H164L165 64H162V65H160V63H163L164 61H165V59H166V61H169V60H172L171 59V57L173 58V60L174 59H176L175 57H179V63H180V61L182 60V62H185L186 63V66H187V71L185 70V75H186V77H185V75H184V77H182L181 79H179V80H181V81H176V82H178L177 83V85L176 86H178V84H179V86L178 87H180L181 88V85L183 86L181 89H182V91H181V89H179V91H181V92H178V93H181V94H179V95H181V96H179V95H177V97L173 100V102L174 101H177V99L180 101V102H176L177 103V105H174V106H177V109H179V110H177L176 109V107H173V108H175V111L174 112H176L175 114L173 113V118L171 117V116H169V118L171 117V119H169V118H167V120H165V118H164V120L162 119V118H160L159 116H158V119L156 120V115H157V113L155 112H153V113H151L150 114V116H148V117H145V118H143L142 119V123H140V124H142V125H140V127L141 128H138L137 130L138 131H140V133L138 132V134H137V136H136V140L135 141H133V143L128 147L129 149H128V153L127 154H129L128 155V158L130 159H128V161L126 162L127 164L126 165H124V166H122V170L124 171V168H125V171L123 172H121V173H117V174H115L116 175V177H115V179L114 178H112V176H111V178H112V181H115V183L113 182L112 183V181H110L111 180V178H108V179H106L108 182L110 181V183L111 184H109L108 186H105V185H107V184H105V183H107V181H105V182H98V181H100V180H94V181H92V180H90V181H92V182H90L89 180H87L86 182L84 181V182H82L81 183V185L78 187L79 189H80V191L83 189L84 190V192H83V190H82V194L83 195H80L82 198V200H84V202H79L78 200L80 199V196L79 195H77V192L79 191V190H77V191H75V194H71V195H73V197L71 196V198L70 197H68L70 194H68V195H66L64 198L65 199H63L64 201H60L59 202V206L61 205V202H62V204L64 205V207H62V210H63V213H64V215H62V213H57V214H59V215H55L54 217H53V224H54V222L56 221L57 222V224H56V222H55V225H50V228L48 229L47 227H48V224H50V223H52V221H44V222H46L45 224H44V222L42 223L43 225H44V230H43V228H42V226H41V222L40 223H38L37 224V226H35V228H37V230H38V232L40 231V233L42 232L41 230H39V228H41L43 231H45V234H43V238H42V240L41 241H45V243L43 242V243H39L40 241H39V239H38V242L36 241L35 243H39L38 245H41V246H38L37 244H35L34 243V246H35V248L36 249H34V250H40V247L41 248H43V251H39V254H41V252H43L42 254L44 255H41V256H39L40 258H39V262H38V264H112L111 262H110V260H112V262H113V259L115 260L114 262H116V258L117 259H120L121 258V256L122 255H124V257L123 258H121L120 260H121V262H118L117 264H119V263H122V264H126V262L128 263V264H130V262H132V260H133V258L135 259V254L136 253H138V252H136V250H135V245L133 244V246H134V251H132L133 249H132V247H130L131 245H132V243H131V240H132V242H134V240L136 241V239L135 238H137V240H141V238H138V237H136V236H134V237H132V234H134V235H136L135 234V232L137 233V231H135L134 230V232L132 231V229H134V228H136V230L138 229V232H140V234H141V232H144L143 234H145V233H147L148 232V234H145V236L144 235H142L143 236V239L140 241V243H141V245H142V247H143V245L145 244V242H143V241H145L149 236L151 237L152 236V234L154 235H156V237H157V239L156 240H158V236H160L161 235V233H163V231L159 234V233H155L156 231L158 232V230L160 229V228H162V226H164V228L165 229H170L169 231L170 232H168L169 234H171L172 233V235L174 236V239H178V237L177 238H175V235L176 236H179V234L178 233H181L180 234V236H181V239H183V242H185V238L187 237V236H189V237H187L188 238V240H189V238L191 237L190 235H191V231H193L194 229V225H190V224H192L191 222H190V220H188L189 222H185L184 220H181L182 218H181V216L179 217H177L176 216V214L178 215V213L175 211V212H173L174 214V216L175 217H177L178 219H177V221L179 222V225H178V227H174L176 224L174 223V222H176V221H174V220H176V218L175 219H173L172 220V218H171V216H173V215H171V214H169V211H172V210H170L169 208H174V209H176V207H179L178 206V204L176 205V207H175V202H179L182 198L184 199H182V201H184L183 203H182V201H181V203L185 206V204L188 206V207H186V208H193L194 209V204H196L197 205V202L199 201L200 202V204H202L203 205V208L200 210V211H198V212H196V213H193V215H199V217H202L201 218V220H198L199 222L200 221H203V222H206V221H204V220H207L208 218V220L209 221H212L213 219H215V221H216V217H217V215L214 217V214L216 213H218V215H220V213L222 214L221 216H218V218L219 219H221V218H223L222 220H224L223 222H225L226 224H229V225H231V226H233L234 225V223L235 222H239V224L241 223L242 224V222L239 220V219H242L243 220V226H241L243 229H244V227H246L247 229L250 227H252L251 229H249L248 231L249 232H251L249 235L248 234H246V236L245 237H242V238H240V239H242L241 241H240V239L238 238L237 239V242L235 243V242H230V244L231 245H233L234 244V246H231V248H229L230 249V251L232 252V250L231 249H233V248H235V249H233L234 251V253H232V257L231 258H238V260H236L235 262V264H242V262H243V264H244V259H245V257L247 258V256H249V258H250V261L252 260H254V259H251V255H252V250H254L255 249V247H257L256 248V253H257V251L260 253H258L259 254V257H261V256H263V254H264V252L262 253L261 252V250H262V248L261 247H263V246H261V242H262V238H263V236L261 237L260 235L259 236H257V241H258V244H254L253 242H254V240H253V242H251L252 241V239L250 238V237H254L257 233H256V231H258V228H259V225L261 224V220H260V224L258 223V221L256 220V218H258V216L260 215V218H262V219H264L263 217V215H261V214H264V211L262 212V213H260L259 212V210H263L264 209V202L261 200V202H260V204L263 202V205L262 206H258L259 205V199H257L258 197H256V199H255V197L253 196V197H251L252 195H253V193H255V191H257V190H252V189H258L257 188V186L258 187H260L261 186V184H263L262 186H261V188H263V186H264V183L262 182V181H264V178H263V176H264V167H263V164H264V157H262L263 155H264V57L262 56V54H260L259 53V55H258V53H257V56L255 55L254 56V60L251 58L252 57V54L250 53L251 51H253V49H252V47H251V44H249V42L247 43L246 42V45H245V47H243V48H246V52L248 51V49H249V51H248V54H247V56H250V57H248L247 58V56L246 55H244L245 53H243V54H241L242 52H244V51H242V52H238L237 54H241L242 55V60H243V57L249 62V63H247V61H246V63H245V65H243L244 67L243 68H245V71H244V69H243V73L242 72H240V71H242V65H241V70L240 71H238L237 69H239V68H237L238 66H236V65H239L238 63V61L239 60H241L240 58H238V57H241V55H239L238 57L237 56H235V57H237V58H234V54H236V51H241V49H243L242 47H241V49H237L236 47H239L241 44L239 43L240 42V39H242L243 37H244V33H247L245 30V32L243 33V35H242V38L241 37H238V39H237V37H235V35L237 34V30H236V32H235V35H234V37H235V39H233V36H232V39L233 40H236V41H234L233 43H232V41H231V43L232 44H234V46L233 47H235V49H237V50H235L234 52H232V53H234L233 55H232V58H231V54L229 55V53L228 54H226V58H222L221 57V53L223 54L222 56H224L225 55V51H224V48L222 49L223 51L222 52H218L217 50L219 49H215V47H216V45L215 44H217V42L216 41H218V45L220 44L221 45V41L223 40V39H221V38H223V37H218V35L219 36H222V35H224V34H226L227 32H230V31H233L232 29H230L231 27H228L229 29H228V31L226 30V28H225V26H224V24L222 25H219V20L217 21V23H218V25H217V23H216V21H214L213 19H215ZM219 18V19H220ZM250 18H251V20H253L252 21V23L251 22H249L248 20H250ZM68 19V18H67ZM70 19H72V18H70ZM87 19V18H86ZM90 20H91V18H89ZM88 19V21H90ZM100 19V18H99ZM101 19H102V17H101ZM136 19V20H137ZM176 19H177V17H176ZM187 19V18H186ZM188 19H189V17H188ZM233 20V23H235V24H233L232 25V20ZM2 19H0V21H1ZM20 20V19H19ZM18 19L16 20V22H18L19 21ZM66 20V19H65ZM98 20V19H97ZM172 20V21H171ZM174 20V21H173ZM21 21V20H20ZM19 21V22H20ZM72 21V20H71ZM128 21V22H129ZM137 21V22H138ZM140 21H139V23H140ZM161 21V22H160ZM179 21V20H178ZM184 21V20H183ZM188 21V20H187ZM194 21V20H193ZM226 21V20H225ZM2 22V21H1ZM93 23H95L94 21H92ZM100 23L99 21H96V23ZM120 22V21H119ZM122 22V21H121ZM121 22L119 23V24H121ZM128 22L126 23L127 25H129L128 24ZM131 22V21H130ZM174 22H175V24H174ZM189 22H190V20H189ZM211 22V24H209ZM213 22V23H212ZM227 22H225V24L227 23ZM248 22V23H247ZM256 24H255V23ZM258 22V23H257ZM5 23H7V22H3V25L5 24ZM64 23H66V21L64 22ZM90 23V22H89ZM133 23V24H134ZM148 23V24H147ZM166 23V24H165ZM192 22H190V23H188V24H191ZM251 23V25H249ZM260 23V24H259ZM68 24V23H67ZM125 24V25H126ZM137 24V23H136ZM134 24L135 26H138L139 24ZM208 24V25H207ZM215 24V25H214ZM254 24V25H253ZM258 24V25H257ZM123 25H124V23H123ZM123 25H120L121 26V28L124 30V28H125V25H124V28H123ZM132 25V23L130 24V26ZM159 25V26H158ZM191 25H193V24H191ZM195 25H196V23H195ZM209 25H211V26H209ZM213 25V26H212ZM238 27H237V26ZM257 25V26H256ZM66 26H68V25H66ZM150 26V27H149ZM162 26V27H161ZM176 27L175 28H177L178 29V27H177V25H175ZM203 26V25H202ZM222 26V27H221ZM248 26V27H247ZM256 26V27H255ZM128 28H130L129 26H127ZM134 27V26H133ZM140 27H141V25H140ZM171 27V28H170ZM215 27H216V29H215ZM224 27V28H223ZM227 27V26H226ZM121 28H119V26H118V29H121ZM148 28L150 29L149 31H148ZM174 28V27H173ZM212 28V29H211ZM252 28H254V29H252ZM116 30V32H124L123 30ZM161 29H164L165 31H167V29H168V31L167 32H165L164 30H161ZM223 29V30H222ZM127 29L125 28V32L124 33H126L127 31H126ZM175 30V29H174ZM202 30H203V28H202ZM209 30V31H208ZM215 30H216V32H215ZM218 30V31H217ZM219 30H220V32H219ZM226 30V31H225ZM238 30V31H239ZM249 30H251V31H249ZM260 30V31H259ZM145 31H146V33H145ZM208 31V32H207ZM211 31V32H210ZM214 31V32H213ZM147 32H149V33H147ZM178 32V31H177ZM223 32H225L224 34H222ZM240 32H242L241 30H240ZM240 32H238V33H240ZM206 33L208 34L207 36H206ZM212 33V34H211ZM214 33V34H213ZM216 33V34H215ZM220 33V34H219ZM253 33H251V34H253ZM122 34V33H121ZM120 34V35H121ZM153 34V33H152ZM155 34V33H154ZM169 34V35H168ZM210 34V35H209ZM234 34V33H233ZM233 34H231V35H233ZM240 34H242V33H240ZM214 35V36H213ZM215 35L217 36V37H215ZM262 35H264V33H262ZM147 36V35H146ZM145 36V37H146ZM151 36V35H150ZM164 36V37H165ZM176 36V35H175ZM203 36V37H204ZM225 36V35H224ZM236 36H238V35H236ZM253 36V35H252ZM256 36H254V37H256ZM170 37V38H171ZM204 37V38H205ZM208 37H211V38H208ZM258 37V38H259ZM88 38V37H87ZM166 38V37H165ZM213 38V39H212ZM261 39H260V41L262 40V38H263V40H264V36L263 37H260ZM79 39H83V38H79ZM210 39H212V40H210ZM221 39V40H220ZM80 40V41H81ZM95 40V39H94ZM93 40V41H94ZM215 41V43H214V41ZM219 40H220V42H219ZM237 40H239V41H237ZM243 40H245V39H243ZM253 40H254V38H253ZM252 40V41H253ZM263 40H262V42H263ZM83 41H85V42H87V39L85 40H83ZM257 41V40H256ZM259 41V42H260ZM56 42V41H55ZM75 42V41H74ZM77 42V41H76ZM75 42V43H76ZM84 42V43H85ZM97 42V41H96ZM111 42V41H110ZM153 42H155V43H153ZM205 42L203 41V43L205 44ZM235 42H237V46H236V43ZM241 42H242V40H241ZM244 42V41H243ZM258 42V44H262L261 45V49H262V52H263V55H264V43H262V42H260L259 43ZM231 43H229V44H231ZM245 43V42H244ZM253 43H255V41H253ZM90 44V43H89ZM157 44V45H156ZM223 44V43H222ZM240 44V45H239ZM249 44V48H248V45ZM103 45H105V51L107 50V48L109 49V43H105V44H102L101 46H100V53L102 54V52L104 53V54H106L104 51H102V49L103 48H101V47H104ZM113 45L114 44H112V48L111 49H113V52H115V50H114V47H113ZM154 45V46H153ZM217 45V46H218ZM220 45H219V47H220ZM239 45V46H238ZM107 46H109V47H107ZM115 46V45H114ZM156 46V47H155ZM188 46V45H187ZM222 47H223V45H221ZM259 46V45H258ZM258 46L256 45V47H255V49H257L258 48ZM188 47H190V46H188ZM251 47V48H250ZM99 48V47H98ZM97 48V49H98ZM116 48V47H115ZM185 49H186V51H185V55H184V57H186V54L187 53H189V51H187V47H184ZM184 48H180V49H184ZM204 48V49H203ZM221 48V47H220ZM240 48V47H239ZM111 49H109V50H111ZM159 49V50H158ZM163 49V50H162ZM178 49V48H177ZM179 49V50H180ZM193 49V48H192ZM234 49V48H233ZM251 49V50H250ZM99 50V49H98ZM174 50H176V49H174ZM173 50V51H174ZM189 50H190V48H189ZM198 50V49H197ZM259 50H260V48H259ZM258 49H257V51H259ZM102 51V52H101ZM112 51V50H111ZM164 51V52H163ZM177 51V50H176ZM193 51H195V50H193ZM192 51V52H193ZM204 51V52H205ZM213 51V52H212ZM216 51L218 52V55L216 54ZM220 51V50H219ZM254 51H256V50H254ZM98 52V51H97ZM112 52V54L114 55H112V57H113V61H111V63L112 62H114L116 59H118V58H116V55L114 54ZM183 52V51H182ZM198 52V51H197ZM201 51H199L198 53H199V55H201V53H200ZM211 52H212V54H211ZM260 52H261V50H260ZM84 52H80V55L81 56H87L88 55V53L86 52V55H84L83 54ZM107 53H108V50H107ZM109 53L111 54V52L109 51ZM165 53V54H164ZM167 53V54H166ZM207 53H205V55H204V57L205 56H208L207 55ZM250 53V54H249ZM61 54H62V52H61ZM144 54V53H143ZM184 54V53H183ZM192 54L194 55V52L193 53H190V54H188L189 56H192ZM197 54V53H196ZM141 55H142V53H141ZM164 55V56H163ZM167 55H168V57L169 58H167ZM170 55H171V57H170ZM198 55V54H197ZM196 55V56H197ZM199 55H198V57H199ZM203 55V54H202ZM219 55H220V57L221 58H219ZM244 55V56H243ZM57 56V55H56ZM103 56V54L101 55V57ZM106 56V55H105ZM110 55L108 54V56H106V57H109ZM153 56V57H152ZM195 56V55H194ZM196 56H195V58H196ZM258 56H262L261 58L260 57H258ZM143 57V56H142ZM142 57H140V58H142ZM145 57V58H146ZM159 57V59H156V58H158ZM182 57V56H181ZM197 57V58H198ZM201 57V56H200ZM212 57H213V59L214 60H212ZM229 59H228V58ZM104 58V57H103ZM103 58H102V60L101 61H103V63H104V65H105V67H106V65L109 63V64H111L109 61H106V62H108L107 64L104 62V60H103ZM111 58V57H110ZM164 58V59H163ZM207 58V57H206ZM219 58V59H218ZM256 58V59H255ZM260 59V61L258 60L257 61V59ZM120 59V58H119ZM153 59H151V60H153ZM178 59V58H177ZM200 59V58H199ZM216 59V60H215ZM218 59V60H217ZM223 59V60H222ZM105 60H111V59H108V58H106ZM161 60H163V62L161 61ZM173 60L171 61V62H173ZM192 60H194V59H192ZM206 60H208V59H206ZM252 60H253V62H252ZM261 60H262V62H261ZM101 61H100V65L99 66H101V67H103V64L101 63ZM120 61V60H119ZM159 61H161L160 63H159ZM175 61V60H174ZM200 61H201V59H200ZM212 61V62H211ZM117 62V61H116ZM116 62H115V64H116ZM241 62V61H240ZM245 62V61H244ZM243 62V63H244ZM259 62V63H258ZM99 63V62H98ZM145 63H148L146 66L144 65ZM153 63V62H152ZM159 63V64H158ZM166 64H167V62H165ZM189 63V62H188ZM108 64V65H109ZM114 63H112V65H115ZM177 63H175V64H167V66L168 65H172V68H174L173 66H175ZM209 64V65H208ZM111 65V66H112ZM117 65V64H116ZM116 65L114 66V68L116 67ZM159 65V66H158ZM208 65V66H207ZM98 65L97 66H95V67H97V69L98 68H100ZM157 66H158V69H159V67H161L159 70L157 69ZM167 66H164V68H166L167 69V71H164L165 73L166 72H171V70H172V72L174 71L173 69H171L170 70V66L167 68ZM191 66H192V68H193V70L192 69H190L191 68ZM248 66V67H247ZM103 68L104 70L106 69L107 71L108 70H113V73H112V75L114 74L115 75V72L117 71V70H115V69H108V67H106V68ZM110 67V66H109ZM113 67V66H112ZM197 67V68H196ZM199 67H201V68H199ZM240 67V66H239ZM88 68V67H87ZM189 68V69H188ZM196 68V69H195ZM235 68H237V69H235ZM248 68V69H247ZM25 69V68H24ZM27 69V68H26ZM94 70V72H96L95 71V68H93ZM101 69V68H100ZM103 69H101V70H99L102 74H104L105 72V74H107V75H95V74H93L94 72H92L91 73V71H92V68H91V71H89L90 73L88 74H86V71H88L89 70V68H88V70H85V73L84 74H86L85 76L83 75V77H84V80L81 82L80 81V83H81V85L85 82V84H88V83H90V80L87 82L86 81V76H87V79L89 78L88 76H91V75H93V76H98V77H104V76H108L109 74L111 75V72L110 73H108L107 71H105L104 73H103ZM165 69V70H166ZM195 69V70H194ZM154 70H155V72H157L158 73V75H155L154 73ZM158 70V71H157ZM191 72L190 74L191 75H188L187 76V72H189V71ZM27 72H28V70H26ZM99 71H97L98 73L97 74H99ZM154 72V73H151V72ZM160 71V72H161ZM162 71V72H163ZM193 71V72H192ZM202 71V72H201ZM236 71H238V72H240L239 73V76H238V72H236ZM249 71H251V73L249 72ZM27 72H26V76H27ZM161 72V73H162ZM25 72H23V69L21 70L20 69V74L22 75V77L25 75L24 74ZM118 73V72H117ZM116 73V75H117V77L119 78L122 74H120L119 76H118V74L119 73H121L120 71H119V73L117 74ZM156 73V74H157ZM160 73V74H161ZM165 73H163V74H165ZM245 73V74H244ZM254 73V75L252 76V74ZM150 74H148V76H147V78L146 79H148V78H150ZM168 74V73H167ZM164 75V76H168V75ZM243 74V75H242ZM263 74V75H262ZM112 75H111V77H112ZM113 75V77L112 78H116V75L114 76ZM139 75V74H138ZM162 75V74H161ZM238 76V78H236L235 76ZM38 76H40V75H38ZM38 76H36V78H38ZM42 76V75H41ZM163 76V79L165 80V77ZM235 77V79H234V77ZM243 76V77H242ZM246 76V77H245ZM0 77H1V75H0ZM25 77V76H24ZM110 77V76H109ZM161 77V76H160ZM230 77V78H229ZM257 79H256V78ZM42 78H44V75H43V77ZM41 78V79H42ZM111 78V79H112ZM152 78V77H151ZM153 78H152V80H153ZM167 78V77H166ZM227 78L229 79V80H227ZM253 78H255V80H253ZM259 78H260V80H259ZM262 78V79H261ZM11 79H14V78H11ZM38 79H40V77L38 78ZM117 79V78H116ZM156 79V78H155ZM154 79V80H155ZM162 79V80H163ZM169 79V78H168ZM183 79V80H182ZM234 79V80H233ZM236 79H240V81H241V79H243L242 81L244 82V88L243 89H241L242 87V85H240V84H242L243 82H240L239 80L237 81ZM245 79V80H244ZM248 79V80H247ZM79 80H81V78L79 79ZM91 80H93V79H91ZM114 80V79H113ZM167 80V79H166ZM165 80V82H168V81H166ZM226 80H227V82L228 81H230V80H232V82L230 81V85L231 86H233L234 88V90L236 91V93L238 94L237 96H238V98H240V99H237V96H236V93H235V91L232 89V87L230 88V89H232L233 91H231V90H228L229 88H228V85H227V82H226ZM235 80L238 82V84H237V87H238V85L240 86L239 88H240V90L241 91H243L242 93H241V91L239 90V88H237L236 87V84H234L235 83ZM257 80V81H256ZM0 81H1V79H0ZM7 81V80H6ZM11 81H13V80H10V82ZM108 81H110V79H108ZM9 82V81H8ZM7 82V83H8ZM87 82V83H86ZM110 82H112V80L110 81ZM116 82H117V80H116ZM152 82V81H151ZM169 82H170V79H169ZM172 82V81H171ZM236 82V83H237ZM246 82V83H245ZM1 83V82H0ZM79 83V84H80ZM226 83V84H225ZM233 85H232V84ZM240 83V84H239ZM262 83V84H261ZM2 84H4V81H2V83L0 84V86L2 87ZM91 84V83H90ZM92 84H93V81H92ZM95 85H97L96 83H94ZM176 84V83H175ZM260 84V85H259ZM5 85H7V84H5ZM4 85V86H5ZM10 85H11V83H10ZM9 85V86H10ZM151 85V84H150ZM149 85V87L150 88H148V89H151V87H153V85H151L150 86ZM158 85V84H157ZM157 85H156V87H157ZM223 85H226L227 86V88L226 87H224ZM262 85V86H261ZM8 85H7V87H9ZM88 86V85H87ZM92 85H89V87H91ZM223 86V87H222ZM262 87V89H261V87ZM178 87H177V89H178ZM10 88V87H9ZM44 89H42V92L41 93H43L45 96H47V92H48V90H47V88H45V87H43ZM93 88V87H92ZM155 88V87H154ZM223 88H225V89H227V90H225V91H227V93L226 94H224V90H223V92H221V94L220 93H218V92H220L219 90H221L222 91V89ZM219 89V90H218ZM238 89V90H237ZM41 90L39 89V91L38 92H40ZM81 91V90H80ZM229 91H231V93L229 92ZM81 92H85V91H81ZM81 92H80V94H81ZM247 92H248V94H247ZM48 93H50V92H48ZM216 93L218 94V96L216 95ZM241 93V94H240ZM260 94V96H259V94ZM66 94V95H65ZM79 94V95H80ZM49 95V94H48ZM64 95V96H63ZM164 95V94H163ZM224 95H226V98H225V96ZM227 95H229L230 97L228 98L227 97ZM244 95V96H243ZM258 95V96H257ZM261 95H262V97H261ZM58 96V94H56V98H57V100H58V98L59 97H57ZM59 96H61V98H59V100H58V102L56 101V104H55V106L54 107H56V108H58L59 107V105L61 104H63V105H65V106H62V107H64L63 109H65L67 106V108L68 109H65V110H69V105H71V101L70 100H68V101H66L64 98H66L67 96H69L70 97V94H68V93H66V91H65V93H62L61 92V95H59ZM77 96H78V94H77ZM76 96V97H77ZM179 96V97H178ZM242 96H243V98H242ZM55 97V96H54ZM79 97V96H78ZM163 97H165V95L164 96H161L160 97V99L161 98H163ZM182 97V98H181ZM255 97H256V99H255ZM56 98H55V100H56ZM80 98V97H79ZM62 99H64L63 101H62ZM69 99H71V98H69ZM81 99V101L84 99V93H82V97L80 98ZM180 99H182V101L180 100ZM235 101H234V100ZM243 99V100H242ZM255 99V100H254ZM85 100V99H84ZM84 100L82 101V102H84ZM129 100V99H128ZM162 101H164V99H161ZM67 103H66V102ZM172 101V100H171ZM66 104H65V103ZM71 102V103H70ZM81 103V102H80ZM169 103H170V101H169ZM166 104H168V103H166ZM175 104V103H174ZM179 104V105H178ZM142 105V104H141ZM144 105V104H143ZM143 105L142 106H140V104H139V106H140V108L141 109H143L144 107H143ZM221 105V106H220ZM138 106V107H139ZM62 107H61V109H62ZM60 108V107H59ZM139 108V110L141 111V109ZM221 109V110H220ZM250 109V110H249ZM251 109H252V111H251ZM72 110V109H71ZM136 110L137 111H139L138 110V108H136ZM144 110H145V108H144ZM144 110L142 111V112H144ZM222 110H223V112H222ZM136 111V112H137ZM179 111V112H178ZM220 111L222 112V113H220ZM142 112H139V113H142ZM218 112V113H217ZM138 113V114H139ZM224 113V114H223ZM263 113V114H262ZM154 114V115H153ZM155 117V118H154ZM218 117V118H217ZM146 118H148V119H146ZM188 119L187 121L189 122V123H187V124H185L187 121H186V119ZM221 118V119H220ZM145 119V120H144ZM156 121H155V120ZM147 120H148V122H147ZM169 120H170V122H169ZM183 120H184V122H183ZM191 120V121H190ZM0 121H2V118H1V120ZM159 121H161V123H158ZM164 121V122H163ZM168 121V122H167ZM219 121V122H218ZM147 122V123H146ZM168 124H167V123ZM182 122H183V124H182ZM144 123H146V124H144ZM218 123H219V125H218ZM158 124H160V125H158ZM164 124H166L165 125V127H164ZM145 125V126H144ZM158 125V126H157ZM181 125H182V128H181ZM211 125V126H210ZM213 125V126H212ZM218 125V126H217ZM220 125H221V127H220ZM144 126V127H143ZM157 126V127H156ZM108 127H111V126H107V127H105V128H108ZM139 127V126H138ZM219 127V128H218ZM167 128V129H166ZM170 128V129H169ZM214 128H215V131H214V133H213V130H214ZM177 132V134H176V132ZM212 133H213V135H215V137L214 136H212ZM215 133H217V134H215ZM263 134V135H262ZM176 135V136H175ZM206 137V138H205ZM218 137H219V139H218ZM16 138V137H15ZM205 138V139H204ZM210 139V140H209ZM220 139H222V140H220ZM224 139H225V141H224ZM253 139V140H252ZM218 140V141H217ZM220 140V141H219ZM226 140H227V142H226ZM221 141H222V143H221ZM258 141V142H257ZM208 142V143H207ZM220 142V143H219ZM227 143V144H226ZM175 144V145H174ZM219 145V144H222V147H221V145H219L220 147L218 148V146L217 145ZM226 146H225V145ZM211 145V146H210ZM181 146V147H180ZM205 146V147H204ZM214 146V147H213ZM216 146V147H215ZM229 146V147H228ZM172 147H174V148H172ZM180 147V148H179ZM228 147V148H227ZM233 147V148H232ZM184 148V150L183 151H185V150H187V151H185V155H183L182 153H183V151L181 152V150ZM240 148H242L241 150H242V152H241V150H240ZM213 151H212V150ZM226 149V150H225ZM227 149H228V151H227ZM204 150H205V152H204ZM236 150V151H235ZM257 150V151H256ZM54 151L55 152H57V150L56 149H54ZM221 152V154H220V152ZM227 151V152H226ZM238 151V152H237ZM261 151V152H260ZM204 152V153H203ZM233 152V153H232ZM235 152V153H234ZM255 152V153H254ZM225 153V154H224ZM238 153H240V154H238ZM254 153V154H253ZM57 154H58V152H57ZM233 154V155H232ZM183 157H181V156ZM200 155V156H199ZM208 155V156H207ZM248 155V156H247ZM255 155V156H254ZM186 156V159L184 158ZM233 156V157H232ZM239 156V157H238ZM179 157V158H178ZM230 159H229V158ZM181 158V159H180ZM210 158H213V159H210ZM218 158V159H217ZM246 160H245V159ZM250 158V159H249ZM261 158V159H260ZM250 161H249V160ZM260 159V160H259ZM178 160L180 161V162H178ZM218 160V161H217ZM228 160V161H227ZM236 160V161H235ZM253 160H256V161H253ZM186 161V162H185ZM220 161V162H219ZM247 161H248V165H247ZM252 161H253V163H252ZM259 161V162H258ZM222 162V163H221ZM233 162V163H232ZM216 164L215 166L214 165H212V164ZM219 163H221V165L219 164ZM224 163H227V164H224ZM230 163V164H229ZM232 163V164H231ZM251 163V164H250ZM257 163V164H256ZM259 163V164H258ZM181 164V165H180ZM208 164V165H207ZM211 164V165H210ZM218 164L220 165V168L219 169H222V168H224V169H229V170H225L226 172H224V170H223V172H222V170H219L217 167H218ZM252 164H253V166H255V165H258L259 166V168H258V170L261 168V167H263V169H260L259 170V173L260 174H263V176L262 175H260V176H256V173H254V174H252L251 172H254L252 169H253V167H252ZM179 167H178V166ZM223 165V166H222ZM225 165H227V166H225ZM234 165V166H233ZM251 166V168H250V166ZM127 166V167H126ZM207 166H209L208 168H207ZM214 168H213V167ZM233 166V167H232ZM247 166V167H246ZM249 166V167H248ZM211 167H212V169H211ZM222 167V168H221ZM257 166H255L254 167V169L256 168ZM249 168V170L248 171H246V172H244L246 169H248ZM184 169V170H183ZM189 169H190V171L192 170V171H194L193 173H192V171L190 172L189 171ZM208 169V170H207ZM211 169V170H210ZM211 171V174H210V171ZM212 170H213V174H214V176H213V174H212ZM241 170V171H240ZM250 170H252V171H250ZM183 171V172H182ZM214 171H216V173L219 175V179H220V181H222L223 182V184H222V182H219V181H217L216 179H218V177H215V176H217V174L214 172ZM233 171V172H232ZM256 171V170H255ZM248 172H250V173H248ZM257 172V171H256ZM222 173V174H221ZM229 173V174H228ZM234 173V174H233ZM207 174H210L212 177H213V179L211 178V176L210 175H208L207 176ZM241 174V175H240ZM249 174V176L247 177V178H251V176H254L253 178H254V181H253V179H252V181H251V179H246V177H245V175H248ZM205 175H206V177H205ZM244 175V176H243ZM251 175V176H250ZM237 176H239L238 178H237ZM110 177V176H109ZM208 177V179H206ZM226 177V178H225ZM224 178V179H223ZM256 178H258V179H256ZM114 179V180H113ZM218 179V180H219ZM234 179V180H233ZM237 179V181H235ZM242 179H244L243 181L246 183L245 185H247L246 187H248V188H250L249 186H253V187H251L250 189H248V188H246V189H248L247 191L245 190H243V187L245 186L244 185V183H243V181H242V184H241V180ZM246 179V180H245ZM210 180H212V181H210ZM227 180V182H225ZM249 180H250V182H249ZM257 180H259V182L257 181ZM168 181V182H167ZM208 181V182H207ZM209 181L211 182V186L210 187H212L211 189H210V187H208L207 185H210V184H208L209 183ZM234 181H235V183H237L238 181V183H240L241 185H244V186H241V188H240V186H239V188H240V190H237V189H235V188H237V186H234L235 184H234ZM246 181H248V182H246ZM204 182V183H203ZM216 182H218L219 183V185L217 186V184L215 185L214 183H216ZM256 182H257V185H255L256 184ZM226 185H225V184ZM254 183V184H253ZM105 184V185H104ZM214 184V185H213ZM227 184H230L229 186L227 185ZM232 184H234L233 185V187L234 188H231V185ZM227 186L226 188H230V193H231V190L232 189H234V190H232L233 192V194L237 197H235L234 195H233V197H232V193H231V198L232 199H230V196L228 195V194H230L229 192L227 193V191H228V189H226L225 188V186ZM78 185H76L75 186V188L77 187ZM214 186H217L218 188H221L222 187V189H219V191L217 190L218 188H215ZM220 186V187H219ZM207 187H208V189H210V190H208V193L206 194L207 196H208V194H209V200L207 199L208 197L205 195V197L204 198H206V199H204L203 198V193H204V190L207 192ZM213 187H214V189H213ZM224 187V188H223ZM77 188V189H78ZM89 188V189H88ZM72 189H74V188H72ZM195 189V190H194ZM264 189V188H263ZM262 189V190H263ZM191 190V191H190ZM193 190V191H192ZM218 191V196H220V197H218L217 196V194H216V191ZM224 190H225V193H226V195H225V193H224ZM236 190L239 192H241L242 190L244 191L243 193H242V195H241V193H239L241 196H239V194H237L236 193ZM72 191V190H71ZM202 191H203V193H202ZM210 191V192H209ZM215 191V193H214V195H216V197L214 196H212V198H214V199H212L211 198V195L213 194V192ZM252 191V192H251ZM259 191V193H264V191L262 192L261 191V189H259L258 190ZM155 192V193H154ZM157 192V193H156ZM195 194H194V193ZM248 192H250V193H252V195L250 194V193H248ZM151 193V194H150ZM175 193H177V194H175ZM257 193V192H256ZM255 193V194H256ZM194 194V195H193ZM200 194H202V198L204 199L202 202L200 201L202 198H200ZM246 194H248V195H246ZM75 195H76V197H75ZM148 195H151L150 197L148 196ZM186 197H185V196ZM191 195V196H190ZM199 195V196H198ZM225 195V196H224ZM79 196V197H78ZM87 196V197H86ZM145 196V197H144ZM146 196H148L147 198H146ZM159 196V197H158ZM167 196H169V198L167 197ZM181 196H182V198H181ZM184 196V197H183ZM193 196H195V198L193 197ZM224 198H223V197ZM229 198H228V197ZM247 196H249L248 198V200H249V202H246V206H248V204H249V206L247 207V208H251V210H250V214H249V218H248V221L250 222V220H251V216L256 212V213H258L259 215L256 217V218H254V220H253V216L254 215H256V214H254L253 216H252V220H251V222L253 223V225L255 224V226H253L252 225V223L250 222V224H249V222L247 223V221H245V223L247 224V225H249L248 227L246 226V224L244 223V220H247V219H243V218H247L246 217V212H244V211H242V210H245V209H237V207L236 206H238V204H236V201H239V202H242V201H244L245 202V198L247 197ZM86 197V198H85ZM140 197H142V198H140ZM151 197H153V198H151ZM164 198V199H162V198ZM218 197V198H217ZM235 197V201L233 200V198ZM244 199H243V198ZM68 200H67V199ZM74 198H75V200H74ZM92 198V199H91ZM140 198V199H139ZM154 198H158L157 200H155ZM167 198V199H166ZM193 198L194 199H196V200H198V198H199V200L196 202V200L194 201L193 200ZM221 198H222V200H221ZM254 198V199H253ZM263 198V197H262ZM91 199V200H90ZM150 199V200H149ZM162 199V200H161ZM175 199V200H174ZM190 199V200H189ZM228 199H230V201L231 202H229L228 204V206H226L225 208H226V210H225V208L223 207L224 205H226V203H227V201H225V200H228ZM82 200H80V201H82ZM138 200H139V202H138ZM146 200V201H145ZM186 200H187V202H186ZM189 200V201H188ZM208 201V203L206 202V201ZM212 200V201H211ZM247 200V199H246ZM263 200H264V198H263ZM67 201H68V203H67ZM145 201V202H144ZM151 201V203H149ZM155 201H157V203L155 202ZM159 201V202H158ZM195 203H194V202ZM223 201V202H222ZM257 201V202H256ZM162 204H161V203ZM166 202H167V204H166ZM168 202H170L169 203V205L170 206H166V205H168ZM171 202H173V203H171ZM186 202V203H185ZM189 202V203H188ZM205 202V203H204ZM220 202H222V206L220 205H218V203H220ZM255 202V203H254ZM141 203H142V205H141ZM144 203V204H143ZM149 203V204H148ZM153 203H156V206L155 207H153L155 204H153ZM190 203H193V204H191V205H194V206H192V207H190L191 205H190ZM233 203H235L236 205H232ZM238 203V202H237ZM258 203V205H256ZM152 204V205H151ZM214 204V205H213ZM216 204H217V206H216ZM72 205H73V207H72ZM147 205H149V206H147ZM157 205H158V208H159V210H158V208H157ZM161 205H162V207H161ZM180 205V204H179ZM183 205H182V207H183ZM190 205V206H189ZM207 205V206H206ZM140 206H142V207H140ZM146 206L147 207H150L149 209H147L146 208ZM152 206V207H151ZM181 206V205H180ZM206 206V207H205ZM212 206V207H211ZM216 206V207H215ZM232 206H235L236 208H235V210L233 209L234 207H232ZM61 207V206H60ZM68 207V208H67ZM140 207V208H139ZM164 207V208H163ZM167 207V208H166ZM196 207V206H195ZM198 207V206H197ZM200 208L202 207L201 205L199 206ZM198 207V208H199ZM217 207H218V210H220V209H222V207H223V210H224V212H217ZM262 207V208H261ZM66 208H67V210H66ZM73 208H75V209H73ZM154 208H156V210L154 209ZM165 208H166V213L165 214H169V215H165V217H166V221L164 222L163 221V219H165L164 218V210H165ZM181 208V207H180ZM209 208V209H208ZM211 208V209H210ZM215 208V209H214ZM142 209V210H141ZM151 209H154V212H153V210H152V212L151 211H149V210H151ZM169 209V210H168ZM179 209V208H178ZM192 209V210H193ZM197 209V208H196ZM239 210V211H241V215H240V213H237L238 211L237 210ZM259 209V210H258ZM65 210V211H64ZM141 210V211H140ZM147 210V212L149 211V213H148V217H146V219L144 218V222L142 221L143 220V217H142V215L144 214L143 212L144 211H146ZM177 210V209H176ZM184 210V209H183ZM195 210V209H194ZM191 211L189 214L191 215L192 214V212H195V211ZM214 211V213L213 212H211L210 213V211ZM222 210V211H223ZM230 210H233L232 212L233 213H231L230 212ZM246 210H248V209H246ZM248 210V211H249ZM67 211V212H66ZM72 211H74V212H72ZM139 211V212H138ZM162 212V216L160 215V213ZM180 211V210H179ZM181 211H182V208H181ZM207 211V212H206ZM216 211V212H215ZM235 211H237V212H235ZM252 211V212H251ZM141 212H142V215H140L141 214ZM147 212H145V213H147ZM187 212H189V211H186V213ZM234 212H235V214L236 215H238L239 217H236V216H234ZM243 212V213H242ZM152 213V215H150ZM181 213V212H180ZM184 213V212H183ZM226 213H230V215L229 214H227L228 216V219L231 217L232 219H233V222H234V219H235V222L233 223V225H232V223H229L230 221L228 220V221H226L227 219V217H226ZM248 213V212H247ZM253 213V214H252ZM201 214V215H200ZM242 214H244L245 216L242 218ZM252 214V215H251ZM138 215H140L142 218V220L140 219V221H138L139 220V217L140 216H138ZM145 215H147V214H145ZM157 215V216H156ZM171 215V216H170ZM182 215V214H181ZM197 215V216H198ZM203 215V216H202ZM211 215H213V217L212 218H210L211 217ZM137 216V217H136ZM162 217V218H160V219H158L159 217ZM184 216V215H183ZM187 216V215H186ZM185 216V218H188V217H186ZM189 216V215H188ZM209 216V217H208ZM263 216V217H262ZM71 217V218H70ZM156 217V218H155ZM169 217H170V219L172 220V222L174 223H172L171 222V220L169 219ZM199 217H198V219H199ZM205 217H206V219H205ZM233 217H235V218H233ZM23 218V217H22ZM156 220H155V219ZM225 218V219H224ZM230 218V219H231ZM60 219H62V220H60ZM69 219V220H68ZM148 219V220H147ZM151 221H150V220ZM158 219V220H157ZM167 219H169V220H167ZM189 219V218H188ZM219 219H217V221H219ZM238 219V220H237ZM22 220V219H21ZM146 220V221H145ZM207 220V221H208ZM58 221H59V223H58ZM71 223H70V222ZM73 221V222H72ZM142 221V222H141ZM155 221V222H154ZM159 221H161V223L159 222ZM181 221H184L185 223H182ZM186 221H187V219H186ZM253 221H255V222H253ZM264 221V220H263ZM63 222H66V228H63V229H61L64 225H62V223ZM146 222V223H145ZM152 222V223H151ZM163 222H164V224H163ZM168 222V223H167ZM173 224V226L172 225H170L171 223ZM178 222H176V223H178ZM67 223H69L70 224V226H69V224H67ZM165 223H167L169 226H170V228H168V225L167 224H165ZM170 223V224H169ZM190 223V224H189ZM198 223V222H197ZM202 223V222H201ZM224 223V224H225ZM237 223H236V225H237ZM60 224H61V226L62 227H60V228H58L59 226H60ZM74 224H76V226H74ZM136 224V225H135ZM139 224V225H138ZM140 224H141V226H140ZM142 224H145L143 227H142ZM183 224V228L182 227H180L181 225ZM185 224V225H184ZM189 224V226H187ZM194 224V223H193ZM199 224V223H198ZM133 225V226H132ZM157 226V228H156V226ZM167 225V226H166ZM221 225H222V223H221ZM221 225H219L218 226V228L217 229H219L218 231H222V233H224V232H226L227 230H225V228H224V226L223 227H221ZM68 226V227H67ZM139 226V227H138ZM174 227L173 228V232H174V234H173V232H172V227ZM226 226V225H225ZM231 226H226V227H228V228H230ZM235 226V225H234ZM233 226V227H234ZM238 226V225H237ZM238 227L239 229H241V227ZM261 227L259 228V232H262L263 231V229H262V227H264V223H263V226H262V224L260 225ZM1 227V226H0ZM134 227V228H133ZM141 227H142V229H144V230H146V231H144V230H142L141 229ZM148 227V228H147ZM167 227V228H166ZM185 227L188 229V231H190L191 233L189 234V235H187V236H185V233L186 234H188V231L187 232H185V233H183L184 232V229H185ZM221 227V228H220ZM232 227V228H233ZM236 227V226H235ZM258 227V228H257ZM45 228L47 229V230H45ZM55 228H58V230L57 229H55ZM69 228V229H68ZM72 228H74V230L72 231ZM128 228V229H127ZM130 228H131V230H130ZM148 230H147V229ZM153 228H154V230H153ZM223 228V230H225V231H223V230H221ZM230 228V231H229V229H228V232H227V235L225 236L226 237V240H227V238H231L230 239V241L231 240H233L234 241V237H233V235L235 234V233H232L233 235H231L230 233H231V231L232 232H234V231H236V233L237 234H239V233H241V232H237V227L236 228ZM1 229V228H0ZM53 229V231H54V229H55V231L57 232H52L51 230ZM77 229V230H76ZM122 229H124V230H122ZM174 229H177V230H175L174 231ZM179 229H182L181 230V232H178V230ZM238 229V230H239ZM3 230V231H2ZM62 232H61V231ZM66 230V231H65ZM119 230V231H118ZM142 230V231H141ZM150 230V231H149ZM166 230V231H167ZM195 230H196V227H195ZM234 230V231H233ZM246 230V229H245ZM7 230H4V229H1V232H0V235H2L3 233H7L6 232ZM49 231H51V233H53V237H52V235H49ZM70 231H72L73 233H70ZM122 231V232H121ZM161 230H159V232H160ZM177 231V232H176ZM186 231V230H185ZM241 231V230H240ZM247 231V232H248ZM49 232V233H48ZM59 232H61V233H59ZM68 232H69V234H74L73 235V237H68V239L69 238H71V240L69 239V240H67V241H65V242H63L61 239L62 238H60V236H63V237H65V236H69V234H68ZM114 232H115V234H114ZM176 232V233H175ZM244 232H246V231H244ZM264 232V231H263ZM43 233V232H42ZM48 233V234H47ZM67 235H66V234ZM116 235L117 237V239L114 237V235ZM121 233V234H120ZM256 233V234H255ZM13 234V235H12ZM15 233H10L8 236V238H7V235H2L1 237H0V242L2 243V244H0L1 246H0V249L1 248H3L2 250H0V252H1V258L4 256L5 257V255H7L6 256V259H7V257H8V255H10L11 253V257H8L9 259L6 261L5 260V258L4 259H2V261H4V264L5 263H10L9 261H11V260H13V261H15L14 263H17L16 262V260L18 261V262H21V261H19V260H21L20 258H22V260L24 259V257L22 256L23 254H24V256H25V258H26V255H25V253H23L22 251V254H20V251L19 250H21V248H18V249H16L17 247H15V245L16 246H18L17 244H14V243H16L15 242V239H16V241H17V243H18V240H19V237L15 234ZM55 234V235H54ZM113 236H112V235ZM123 234V235H122ZM131 234V237L130 238H132L131 240H129L128 238L129 237H127V236H129ZM159 234V235H158ZM165 234H166V232H165ZM225 234V233H224ZM254 235V236H252V235ZM262 234H264V233H262ZM261 234V235H262ZM12 235V236H11ZM45 235L47 236V235H49L48 237H45ZM110 235H111V237H113V238H111L110 237ZM121 235L123 236V238L121 237ZM124 235H125V237H127V238H125L124 237ZM155 235L152 237V241L154 240L153 238H155ZM158 235V236H157ZM231 235V236H230ZM236 235V234H235ZM234 235V236H235ZM4 236V237H3ZM6 236V237H5ZM59 236V237H58ZM75 236H78V237H75ZM138 236V235H137ZM142 236H139V237H142ZM168 236H170L171 237V235H168ZM180 236H179V238H180ZM240 236V235H239ZM247 236H248V240H249V242H250V244H252L253 243V245H257V246H252V247H254L253 249L251 248V245H250V247H249V245H248V247H245L246 245H245V243L244 242H247V240L245 241V238H247ZM2 237H3V239H2ZM192 237H193V235H192ZM191 237V238H192ZM13 238H15L14 240H13ZM17 238H18V240H17ZM35 239H37L38 237H34ZM59 238V239H58ZM66 239H67V237H65ZM115 238V240H116V244H115V241L113 240ZM173 238V237H172ZM32 240H33V237L31 238ZM34 239V240H35ZM48 241H47V240ZM66 239H64V240H66ZM111 239H112V241H111ZM120 239H122V240H120ZM129 240V242H127L126 240ZM134 239V240H133ZM181 239H179V240H181ZM7 240V241H6ZM32 240H30V241H32ZM34 240L32 241V242H34ZM60 240V241H59ZM120 240V241H119ZM123 240H125L124 241V243H125V245L127 244V243H131V245L129 244V247L128 248H131L130 250L133 252V256L132 255H127L125 252H126V248H127V246H123ZM148 240H150L151 241V239H148ZM200 240V239H199ZM4 241V242H3ZM47 241V242H46ZM57 241H58V243L60 244H58L57 243ZM149 241V242H150ZM187 241V240H186ZM189 241H191V240H189ZM187 242V243H191L192 244V241L191 242ZM257 241L255 240V242L257 243ZM54 242V243H53ZM61 242V243H60ZM69 242H71L69 245H70V247L67 249L66 248V246H67V243H69ZM108 242H111V243H109L108 244ZM114 242V243H113ZM117 242H118V244H117ZM120 242V243H119ZM143 242V243H142ZM147 242V241H146ZM154 242V241H153ZM153 242H150V244H152ZM157 242V241H156ZM182 242V241H181ZM241 242H242V244H241ZM12 243H13V245H12ZM186 243V242H185ZM225 243V242H224ZM227 243L228 242H226L225 244H226V247H229V246H227ZM233 243V244H232ZM263 243H264V241H263ZM58 244V246H56ZM114 244V245H113ZM147 244H149L148 242L145 244L146 245V248H147ZM149 244V245H150ZM183 245H185L184 243H182ZM229 244V243H228ZM247 244V243H246ZM6 245L7 246V249L6 248H4V246ZM36 245L38 246V247H36ZM50 245V246H49ZM54 245V246H53ZM68 245V246H69ZM112 245V246H111ZM117 245V246H116ZM118 245H120V247H118ZM128 245V244H127ZM144 245V246H145ZM149 245H148V248H147V250H150L149 252H151L152 253V255H155L156 254V252H157V249L159 250L160 248H161V246H160V248H158L157 247V249L156 248H154V247H156V246H154L153 247V245H154V243H153V245H151L152 246V248H154L153 250L154 251H156V252H152V248H150L149 247ZM156 245V244H155ZM200 245H202V248H206L207 246H204L203 245V243L202 244H200ZM199 245V246H200ZM3 246V247H2ZM33 246V247H34ZM48 248H47V247ZM56 246V247H55ZM64 247L65 249H63L62 248V250L63 251H61V252H59V254H58V252L57 253H54V252H56V250L57 249H60V247ZM117 248H115V247ZM122 246L124 247V248H122ZM182 246V245H181ZM191 246H193V244L191 245ZM239 246H242V250L240 249V247ZM15 249H14V248ZM54 248V252H53V249L52 248ZM108 247H109V249H108ZM110 247H111V250H110ZM189 247L190 246H187V248H186V246H185V252L184 251H182L181 249V251L180 252H182V256H183V254L184 253H187V251L188 252H190L191 250H193L194 251V249H191L190 251H189ZM195 247V246H194ZM194 247H192V248H194ZM201 247V246H200ZM226 247H225V249H226ZM233 247V248H232ZM236 247H237V249H236ZM46 248V249H45ZM114 250H116L115 252H113L112 253V250L113 249ZM120 248V250H118ZM143 248H145V247H143ZM145 248V249H146ZM4 249H6L5 250V252L6 251H9V253L7 254V253H5L4 252V254L5 255H3L2 254V251H4ZM12 249H14V250H12ZM49 249V250H48ZM107 249V250H106ZM183 249V248H182ZM228 249V250H229ZM246 249H247V251H246ZM261 249V250H260ZM11 250V251H10ZM61 250V249H60ZM110 252H109V251ZM117 250H118V253H117ZM125 250V251H124ZM128 251H127V253H129V249H127ZM141 250H143V249H140V252H143L144 251V253H146L145 252V250H143V251H141ZM146 250V251H147ZM228 250H225V251H227V255H229V253H230V255H231V252L230 251H228ZM237 250V251H236ZM264 250V249H263ZM262 250V251H263ZM106 251V252H105ZM111 254H113V255H110V254H107L108 252ZM122 251H124L123 253H125L126 254V256H125V254H121V252ZM224 251V254L226 253ZM251 251V252H250ZM255 251V250H254ZM15 252V253H14ZM17 252V253H16ZM64 252V253H63ZM132 252H130V253H132ZM135 252V253H134ZM149 252H147V255L148 256H150L151 258H152V255H151V253L150 254H148ZM184 252V253H183ZM236 252H237V254H236ZM239 252V253H238ZM246 254H245V253ZM247 252H248V254H247ZM36 253V252H35ZM38 253V252H37ZM56 255H54V254ZM61 253V254H60ZM115 253H117L118 255H116L115 256ZM129 253V254H130ZM195 253V252H194ZM193 253V255H191V256H189V257H196V260L194 261V260H191L192 258H189L187 255L189 254H184L185 255V259L187 258V260L188 261H186L185 259V261L187 262V263H190V264H196L197 262H198V260L199 261H201L202 262V258H197L199 255L197 254V253H195L194 254ZM261 253H262V255H261ZM19 254V255H18ZM38 254V255H39ZM106 254V255H105ZM120 254H121V256H120ZM190 254H191V252H190ZM198 256H197V255ZM258 254H257V257H258ZM17 255V256H16ZM46 255V256H45ZM53 255H54V257H53ZM108 255H110V256H113V259H111L112 257H110V258H107V257H109ZM138 255V257H139V253L137 254ZM195 255V256H194ZM227 255H225L226 256V259L228 258L227 257ZM229 255V256H230ZM235 255H236V257H235ZM237 255H239V256H237ZM261 255V256H260ZM103 256H104V258H103ZM107 256V257H106ZM129 256L131 257L132 256V258H131V260H130V258H129ZM245 256V257H244ZM14 257H16V259L14 258ZM37 257V256H36ZM41 257H43V258H41ZM55 257H57V258H55ZM62 258V259H60V258ZM114 257H116V258H114ZM127 259H126V258ZM138 257H136V259H138ZM256 257V256H255ZM254 257V255H253V258H255ZM1 258H0V261H1ZM13 258V259H12ZM65 258V259H64ZM129 258V259H128ZM154 258V257H153ZM189 258V259H188ZM233 258V259H234ZM37 259V258H36ZM56 259V260H55ZM125 261H124V260ZM136 259L134 260L135 262H136ZM205 259H206V257H205ZM204 259V260H205ZM256 259H258V258H256ZM24 260H26V259H24ZM23 260V261H24ZM120 260H118V261H120ZM150 259L148 258V260H147V262L146 263H144V264H150V261H149ZM189 260H191L190 262H189ZM229 260V259H228ZM243 260V261H242ZM246 260H248V259H246ZM13 261H12V263H10V264H13ZM22 261V263H20V264H24L26 261H24L23 262ZM37 261V260H36ZM42 261H43V263H42ZM130 261V262H129ZM133 261V262H134ZM152 262L154 261V260H151ZM231 261H232V259H231ZM249 261V260H248ZM248 261H246V263L245 264H247V262ZM257 261H259L258 263H260V264H264V256H263V258H262V260H254L253 262H251L252 264L254 263V264H258L257 263ZM261 261V262H260ZM41 262V263H40ZM124 262V263H123ZM193 262H195V263H193ZM200 262V264H203V262L201 263ZM229 263H231L230 262V260L228 261ZM3 263V262H2ZM27 263V262H26ZM154 263V262H153ZM153 263H151V264H153ZM181 264H183V262H182V260H181V262H180ZM249 263V262H248ZM250 263V264H251ZM18 264V263H17ZM37 264V263H36ZM114 264V263H113ZM136 264H139V262H137ZM232 264H234V263H232Z\"/></svg>", "mask_w": 264, "mask_h": 264}]
</instances>
